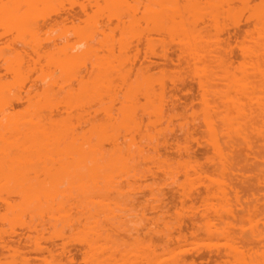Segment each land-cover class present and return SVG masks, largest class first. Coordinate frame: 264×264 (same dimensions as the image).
Instances as JSON below:
<instances>
[{"label":"rangeland","instance_id":"rangeland-1","mask_svg":"<svg viewBox=\"0 0 264 264\" xmlns=\"http://www.w3.org/2000/svg\"><path fill=\"white\" fill-rule=\"evenodd\" d=\"M11 1V2H10ZM49 1V2H48ZM104 3H103V2ZM117 1H118V3H117ZM135 1V2H134ZM148 1V2H147ZM158 1V2H157ZM160 1L161 0H152V2L151 3H149V0H0V87L3 89H1L0 88V101H1V104H0V112L1 111H3V114L5 115V113L4 112H6V113H10V116L12 115V119L14 120V122H13V120H10L11 118H10V116H9V120H10V122L12 121L13 122V124H6L7 126H6V128L8 129L7 130V133H8V131H10L9 130V128H11V129H18V131H20L21 130V132H22V130L24 131V134H25V136H24V134L23 133H19L17 130H12V131H14L15 133H8V135H7V137H9L10 139V141L9 142H11L12 140H11V138H12V134H13V142H11V145H12V143H14V140L15 139H17L18 138V140H19V138H21L22 137V141L24 140L23 138L24 137H26L27 136V134H28V138L27 139H25V140H27L28 142H22V141H18V142H20L19 144H18V146H16V148L15 149H19V147L20 146H22V147H24L25 145H29V146H25L24 148H22L21 147V149H22V152H25V151H28V153H30L29 151H33V147H35V149L37 148H39V150H35L34 152H36L37 151V155H36V153L35 154H33V155H35L34 156V158H33V155L32 156H30L31 155V153H30V157L29 156H27L26 157V155H28V153L27 152H25L24 153V155H23V153L21 152V159L23 158V159H25L26 160V162H25V164H24V162H23V160H21V161H19V162H21V163H17V161L20 159L19 157H20V155H19V157L17 158V154H18V152L19 151H21V150H18L17 149V152H15V149H14V147H12L11 145H9V146H11L10 148V150H8V149H5V147H4V145H5V143H7L8 141H5V143H3V142H1V144H0V146L2 145V147L5 149V150H7L6 152H4L3 153V155L5 154V156H6V153L9 155V153H13V155L15 154V153H17V154H15L16 155V158H14V156L12 155V157L11 158H8V156H6L8 159V161L11 159V161H10V163L11 162H14V159H17L15 162L17 163L15 166L13 165V163L12 164H8V161L6 160V157H4L3 158V155L0 157V161L1 162H3L0 166H6V165H8V167H9V171H8V173H5V170L8 168H6V169H4V167H1V169L2 170H0V246H1V244H2V246H1V249H0V264H87L88 262H87V258L90 256V259L92 258L93 260H91V262H90V259L88 260L89 261V263L88 264H91L92 263V261H94V258L96 257V260L95 261H97L98 260V258H101L102 256H101V254L102 255H104L103 254V252L105 253V254H108L109 253V255L110 254H113L114 256H112L111 257V255L109 256V255H107V256H109L110 258H107V259H109V261H110V259H113L114 261L117 259H115V254H117V257H118V260H116L115 262L116 263H114V264H118L119 262H121L122 264H126L127 262H128V264H143L142 263V260L143 259H141V256L143 257V255H142V252L143 253H145L144 251H146V247H145V245L144 244H147L146 242H150V244L152 243V247H151V249H153V250H158L157 252L158 253H160V251H161V248L163 247V248H168L172 253V255H171V259L172 260H175L176 261V258L178 259V257H179V259H178V261L179 260H182V261H179V263L178 264H213L214 263V261H217V262H215V264L217 263V264H221V262H223L222 264H226L227 262L229 263V264H231V263H233V264H236V262L234 261V259L231 257V256H228L226 253H225V247L223 246V245H225L224 244V242H225V240L223 241V239H219V238H223L220 234L219 235H217V233L215 234V237L214 236H212L213 235V233H215V232H217L218 231V233H219V230L222 228L221 226H224L222 229L224 230V228H225V225H227V226H230L229 224H231V227L230 228H238V227H242V223H243V226L244 227H242L243 229H245V230H247L248 228H249V226H248V224H246V223H249V222H251L253 225H255L256 223H257V225H258V223H260L259 224V226H257L258 227V230L259 229H263L261 226H262V223H264V211H262V209H264V198H263V196L261 195L263 192H264V184H261L262 183V181H261V183H260V181L258 180V179H260V178H256L255 176L257 175H255L254 173H253V170L251 171L249 168H250V165L248 166V164L246 165V166H248V167H246L244 164H245V161H244V163H243V166H240V165H242V163L240 164V165H238V168L237 169H232L231 171H229L228 169H226L225 170V172L223 173L221 170H220V168L219 167H216L215 166V161L214 162H212V159H211V161H210V163H208V160L210 159V158H212V156L210 157V153H211V155H212V150H211V148H210V146H209V131H208V127H207V125L206 124H204L203 123V116H200V114H201V112H198V110L199 111H201V108H202V98H200V96L201 97H203L202 95H200L201 93H203L202 91L203 90H207L208 91V94L209 95H207V94H205V95H207V96H205L206 97V99L209 101V102H212L213 100H218L217 98L218 97H216V98H214V97H212V92L213 91H220V90H223L222 89V81H220V80H222V73H220L221 71L219 70V68L221 69V67L219 66V68L216 66V64H218L219 62H222L223 61V63H225L224 61H226V63H227V65H228V68L227 69H230L229 67H231L232 68V70H234V72H239V70L238 71H235V69L237 70V63L239 64V63H242V61L240 62V60H243L242 59V55H240L241 53H240V45H246V42L244 41V40H242V38H241V40L242 41H240V40H237V42L236 43H233L234 41H230V45L232 46L233 44V46L231 47L230 45L228 46V44H227V42L225 43V45H223L224 44V39H223V37H225L226 36V34L225 33H223L224 32V29L226 28L225 26H227L228 24H232L233 25V23L235 24L236 22L237 23H240L241 25H244L245 27H247L248 25V28H250V26H251V23H252V21L251 20H254L253 18H251V19H248L247 20V17H248V15H249V17L248 18H250V16H252L253 14L252 13H249L250 11H249V9L251 8V9H254V7H255V5H256V3L258 2L259 3V0H252L255 4H253L252 3V1L251 0H247L248 1V3H250L248 6L249 7H245V9L243 8V6L242 7H240L241 5L239 4V3H237V1L238 0H233V1H229L228 0V3L229 2H231L230 3V8H229V5L227 6L228 7V9H227V7H225V8H222V9H219V15H221L222 14V16H219V18H216V20H218L217 22H216V20L213 22V24L214 25H216V27L213 25V26H211V24H208V22L210 21V19L208 20V19H206V11L207 10H205V3L206 2H209V0H196L197 1V4L198 3H200L199 5H197V9H201L200 11H196L195 9H194V13H195V16H196V14H197V16H198V13L200 14V12H202L200 15L201 16H203V17H205L204 19H203V17H202V21L204 20V24H206L207 23V25H205V27L206 26H208L207 27V29L206 30H208V31H203L204 33L205 32H207L208 34V37H209V41H211V40H213V41H211L210 42V44L212 45L213 44V47L212 48H215L214 46H216V43H217V49H214V50H216L217 52V54H218V52H219V56H222L223 55V57H224V55H225V57H224V59L221 57V60L219 61V60H214V61H212L211 59L212 58H209V60L207 61H205V62H203L202 64H204L205 63V65L207 66L208 64H209V66L211 65V62H212V65H211V67L209 68V67H207L209 70L210 69H212V71H214L213 73L214 74H212V76H213V78H214V80H212L213 78H211V74H208L206 77L205 76H201V73H199V70H201L202 68H201V66H205V65H199V64H194V62H193V60L192 59H190L188 56H187V54H185V53H182V51H181V49L179 48V45H178V36H177V32H175V31H177V28H178V20H179V12L180 11H178V8L176 7V9H175V7H174V5H176V2L178 3H183V4H185L187 1H185V0H182V2H180L181 0H169V1H167V0H162L161 1V3H160ZM163 1H167L165 4L166 5H164V4H162L163 3ZM225 1V0H224ZM260 1H262V0H260ZM23 2V3H22ZM26 2V3H25ZM70 2V3H69ZM114 2H115V4H114ZM130 2H132V3H130ZM142 2V3H141ZM157 2V3H156ZM234 2H235V4H234ZM262 2H264V1H262ZM261 2V3H262ZM55 3V4H54ZM145 3V4H144ZM169 3V4H168ZM257 3V4H258ZM53 4V5H52ZM130 4V5H129ZM137 4V5H136ZM150 4V5H149ZM157 4V5H156ZM234 4V5H233ZM239 4V5H238ZM254 5V7H253V5ZM24 5V6H23ZM72 5V6H71ZM99 6L98 8H97V6ZM105 5V6H104ZM116 5V6H115ZM125 5H127L126 6V8L125 7H123V6H125ZM135 5V6H134ZM141 5H142V8H141ZM154 5V6H153ZM159 5H161V6H159ZM168 5V6H167ZM250 5H252V7L250 6ZM133 8H132V7ZM148 6V7H147ZM158 6V7H157ZM163 6H164V8H163ZM202 7V8H199V7ZM232 6V7H231ZM262 6H264L263 5V3H262ZM83 7V8H82ZM115 7V8H114ZM121 7V8H120ZM137 7V8H136ZM16 8V9H15ZM96 8H97V10H96ZM101 8H102V10H101ZM104 8V9H103ZM151 8V9H150ZM170 8V9H169ZM233 10H232V9ZM239 8V9H238ZM241 8H243V9H241ZM88 9V10H87ZM122 9V10H121ZM143 9V10H142ZM146 9V10H145ZM158 10V12H157V10ZM169 9V10H168ZM202 9H203V11H202ZM223 9H224V11H223ZM226 9V10H225ZM20 10V11H19ZM101 10V11H100ZM120 10V11H119ZM133 10V11H132ZM136 10V11H135ZM148 13V14H150L149 16H148V14H146V12ZM150 10H152V11H150ZM154 10H155V12H154ZM168 10V11H167ZM171 10V11H170ZM229 10V11H228ZM243 10H246V11H243ZM22 11V12H21ZM36 11V12H35ZM70 11H71V13H70ZM73 11H74V13H73ZM76 11V12H75ZM79 11H81V12H83V13H80ZM88 11V12H87ZM98 11V12H97ZM235 12L236 13V16H235V18H234V13L233 12ZM237 11H240L241 12V14H239L240 12H237ZM248 11V12H247ZM66 12H69L68 14H72V17H71V21L68 19L67 21H64V18H65V14H67ZM140 12V15L138 14ZM151 12H154L153 14H157V15H153ZM197 12V13H196ZM227 12V13H226ZM231 12H232V14L233 15H229V14H231ZM252 12V11H251ZM253 12H254V10H253ZM25 13V14H24ZM160 13V14H159ZM238 13V14H237ZM81 14V15H80ZM83 14V15H82ZM228 14V15H227ZM246 14H247V16H246ZM121 15V16H120ZM123 15V16H122ZM128 15V17H131L130 19L127 17V19H126V16ZM144 15H146V18H145V16ZM174 17H173V16ZM224 15V16H223ZM38 18H37V17ZM41 18H40V17ZM68 16V15H67ZM80 16V17H79ZM84 16H86L85 18H83ZM99 16V17H98ZM142 16V17H141ZM155 16V17H154ZM160 16V17H159ZM201 16H199V18H201ZM227 16H230V17H227ZM239 16H240V18H239ZM69 17V16H68ZM92 17V18H91ZM147 17L149 18V19H147ZM151 17V18H150ZM154 17V18H153ZM158 17V18H157ZM207 17H208V14H207ZM220 17H222V18H220ZM224 17H225V19H224ZM229 18V20H231V21H229L227 18ZM232 17V18H231ZM75 18V19H74ZM96 18V19H95ZM98 18V19H97ZM117 19V21H116V19ZM120 18H121V20H120ZM134 18V19H133ZM143 18V19H142ZM145 18V19H144ZM155 18H157L156 20H158V21H156V20H153V19H155ZM255 18V17H254ZM66 19H67V17H66ZM65 19V20H66ZM91 21H90V20ZM93 19H95V20H93ZM139 19V20H138ZM172 19H174V20H172ZM238 19V20H237ZM42 20V21H41ZM84 20V21H83ZM105 20L107 21V25H106V23H105ZM142 20V21H141ZM147 20L149 21V22H147ZM236 22H235V21ZM90 21V22H89ZM100 21V22H99ZM101 21H103V22H101ZM177 21V22H176ZM200 22H202L201 20H199ZM199 21H197V19L196 20H193L191 23H192V25H195V24H197V25H200V22ZM206 21V22H205ZM212 21V20H211ZM210 21V22H211ZM227 21V22H226ZM239 21V22H238ZM245 21V22H244ZM256 21V20H255ZM35 22V23H34ZM93 22L95 23V25L93 24ZM99 22V23H98ZM142 24H141V23ZM165 22H167V23H165ZM226 22V23H225ZM230 22V23H229ZM43 23V24H42ZM84 23V24H83ZM86 23V24H85ZM104 24V25H102V24ZM121 23V24H120ZM134 23V24H133ZM156 23V24H155ZM175 23V24H174ZM218 23V24H217ZM244 23H246V24H244ZM28 24V25H27ZM64 24V25H63ZM100 26H99V25ZM125 26H124V25ZM136 24H138V25H136ZM145 24V25H144ZM164 24V25H163ZM253 24H254V21H253ZM151 25V26H150ZM176 25V26H175ZM218 25V26H217ZM220 25H221V27L223 28H221L220 27ZM99 26V28H97ZM102 26H104V27H102ZM139 26V27H138ZM150 26V27H149ZM167 26V27H166ZM210 26H211V29H210ZM100 27H102L101 29H100ZM124 29H123V28ZM134 27H136V28H134ZM153 27V28H152ZM169 27V29L167 30V28ZM177 27V28H176ZM228 27H230V26H227V28ZM252 27V26H251ZM120 28V29H119ZM126 28H127V30H126ZM150 28V29H149ZM165 28V29H164ZM176 28V29H175ZM213 28V29H212ZM217 28V29H216ZM247 28V30H250V29H248ZM98 29V30H97ZM148 29H149V31H148ZM154 29H155V31H154ZM246 29V28H245ZM70 30V31H69ZM110 30V31H109ZM138 30H140V31H138ZM159 30V31H158ZM160 30H161V32H160ZM165 30V31H164ZM211 30H212V33L210 34V32H211ZM213 30H214V32H213ZM85 31V32H84ZM105 31V32H104ZM131 31V32H130ZM210 31V32H209ZM216 31V32H215ZM23 32V33H22ZM100 32V33H99ZM118 32V33H117ZM127 32V33H126ZM148 32H150V33H148ZM153 34H152V33ZM164 32V33H163ZM167 32V33H166ZM202 32V33H203ZM218 32V33H217ZM50 33V34H49ZM82 33V34H81ZM96 33V34H95ZM101 33H103V35H100ZM122 34V35H120V34ZM146 33V34H145ZM154 33H156V34H154ZM176 33V34H175ZM204 33H203V35H204ZM12 34V35H11ZM72 34V35H71ZM87 34V35H86ZM93 34V35H92ZM99 34V35H98ZM106 35V37H105V35ZM119 34V35H118ZM162 34V35H161ZM165 34V35H164ZM206 34V33H205ZM215 34H217V35H215ZM81 35V36H80ZM124 35V36H123ZM143 35H145V36H143ZM160 35V36H159ZM175 35V36H174ZM212 35V36H211ZM214 35H215V37H214ZM225 35V36H224ZM83 36V37H82ZM96 36H103V37H101V39H100V37H96ZM118 36V37H117ZM122 36V37H121ZM149 36V37H148ZM159 36V37H158ZM164 36V37H163ZM8 37V38H7ZM88 37V38H87ZM145 37V39H146V41L144 42V40L145 39H143ZM205 37H207L206 35H205ZM220 39H219V38ZM4 38V39H3ZM21 38H23V39H21ZM34 38H35V40H34ZM67 38V39H66ZM86 38V39H85ZM96 38V39H95ZM97 38H99V39H97ZM141 38H142V40H141ZM155 38H156V40H155ZM162 38V39H161ZM210 38H211V40H210ZM212 38H214V39H212ZM217 38V39H216ZM13 39V40H12ZM32 39V40H31ZM46 39V40H45ZM71 39V40H70ZM75 39V40H74ZM82 39V40H81ZM85 39V40H84ZM104 39H106V40H104ZM126 40V41H123V40ZM147 39H148V41H147ZM154 39V40H153ZM245 40H249L248 38L246 39V38H244ZM58 40V41H57ZM78 40V41H77ZM101 40H103V42L101 41ZM121 40V41H120ZM160 42H159V41ZM176 40V41H175ZM216 40H217V42H216ZM221 40V41H220ZM222 40H224L223 41V44H222ZM55 41V42H54ZM57 41V42H56ZM62 41V42H61ZM65 41V42H64ZM69 41V42H68ZM74 41V42H73ZM80 41V42H79ZM88 41V42H87ZM100 41V42H99ZM108 41V42H107ZM117 41V42H116ZM155 41V42H154ZM238 41H240L239 43H238ZM60 42V43H59ZM105 42H107V43H105ZM115 42V43H114ZM123 42V43H122ZM149 42V43H148ZM152 42V43H151ZM22 43V44H21ZM50 43H51V45H50ZM74 43V44H73ZM76 43V44H75ZM80 43V44H79ZM88 44L87 45V48H86V45L85 44ZM117 43V44H116ZM118 43H120V44H118ZM148 45H147V44ZM173 43H175V44H173ZM229 43V42H228ZM243 43V44H242ZM48 44V45H47ZM61 44V45H60ZM78 44V47L77 46H75V45H77ZM109 46H108V45ZM135 46H134V45ZM151 44V45H150ZM173 44V45H172ZM215 44V45H214ZM222 44V45H221ZM237 44L239 45V49H238V46H237ZM21 45H23V46H21ZM25 45V46H24ZM29 45V46H28ZM80 45V46H79ZM90 45V46H89ZM120 45L122 46V48H120ZM145 45H147L146 47H144ZM166 45V46H165ZM3 46H4V48H3ZM45 46V47H44ZM46 46H48V47H46ZM64 46H65V48H64ZM85 46V48H83ZM97 46H99V47H97ZM153 46V47H152ZM174 46V47H173ZM175 46H176V48H175ZM218 46H220L219 47V49H218ZM226 46H228L227 48H226ZM235 46H237V47H235ZM26 47H28V48H26ZM53 47V48H52ZM90 47V49H89V51L91 52H89V51H87V49ZM102 47V48H101ZM106 49H105V48ZM110 47H111V49H110ZM142 47V48H141ZM151 47V48H150ZM158 47H160V48H158ZM165 47V48H164ZM224 47V50L222 49ZM18 48V49H17ZM67 48H69V50H67ZM71 48V49H70ZM82 48V49H81ZM101 48V49H100ZM140 48H141V50H140ZM146 48H149V49H146ZM45 49V50H44ZM61 49V50H60ZM72 49H74L73 51H72ZM80 49V50H79ZM84 49H86V53H90V56L89 55H87L88 56V58L85 56L86 54H84V56L86 57L85 58V60H84V58H82V57H84L82 54H78V56L79 55H82V57H79L80 58V61H79V58H78V56H77V59L78 60H76V58L75 57H73L72 59H74L75 58V60L76 61H78V63L75 61V60H71V62H73V64L70 62H68V60H66V62H68V63H66L65 61H64V56L66 55V53H68V56L70 57V58H68L69 59V61H70V59H71V56L73 55H75L77 52L79 53H83L85 50ZM91 49H93V53H92V51H91ZM94 49H95V51L96 52H94ZM160 49H162V52H161V50ZM165 49H166V51H165ZM210 49H211V46H210ZM229 49V50H228ZM238 49V50H237ZM30 50H31V52H30ZM77 52H76V51ZM79 50V51H78ZM110 50V51H109ZM151 50V51H150ZM179 50V51H178ZM223 50V51H222ZM7 51H10V52H7ZM68 51V52H67ZM81 51H83V52H81ZM134 51V52H133ZM149 53H151L150 55L148 54V52ZM227 51H229V52H227ZM5 52H6V54H7V56H6V54H5ZM47 52V53H46ZM51 52V53H50ZM70 52H71V56H70ZM129 52H131V53H129ZM165 52V53H164ZM2 53V54H1ZM58 55H57V54ZM98 53V54H97ZM116 53V54H115ZM161 53H162V55H161ZM164 53V54H163ZM225 53V54H224ZM228 53H229V56H228ZM10 54V55H9ZM94 54H95V56H94ZM141 54V55H140ZM143 54V55H142ZM184 54V55H183ZM2 56V57H1ZM52 56V57H51ZM161 56V57H160ZM165 56V57H164ZM232 56V57H231ZM9 57V58H8ZM45 57H49V58H45ZM108 57V58H107ZM119 57V58H118ZM141 57V58H140ZM240 57V58H239ZM62 59V60H59V59ZM92 58V59H91ZM110 58H112V59H110ZM115 58L117 59V60H115ZM147 58V59H146ZM189 58V59H188ZM90 61H89V60ZM94 59V60H93ZM164 59V60H163ZM167 59V60H166ZM238 59V60H237ZM40 60V61H39ZM50 60V61H49ZM82 60V61H81ZM84 60V61H83ZM88 60V61H87ZM92 60V61H91ZM107 60H109V61H111L109 64H108V62H107ZM171 60V63H172V65H171V63L169 62ZM228 60V61H227ZM234 60V61H233ZM54 62L53 64L51 63V62ZM57 61V62H56ZM74 61L76 62V64L74 63ZM98 61H100V62H102L101 64V66H100V64L98 65L97 63H100V62H98ZM114 61H117V63L116 62H114ZM210 61V63H206V62H209ZM217 61V62H216ZM219 61V62H218ZM239 61V62H238ZM90 62V63H89ZM95 64H97L98 66H95L93 63ZM114 62V63H113ZM122 62V63H121ZM146 62H148L149 64H147ZM214 62H215V65H214ZM83 64V65H81V64ZM89 63V64H88ZM92 63V64H91ZM189 63V64H188ZM223 63H221L222 65H224L225 66V64H223ZM244 63V62H243ZM242 63V64H243ZM59 64H61L60 66H62V67H60L59 66ZM78 64H80V66H78ZM113 64H115V65H113ZM160 64V65H159ZM220 64V63H219ZM218 64V65H219ZM220 64V65H221ZM77 65V66H76ZM126 65V66H125ZM139 65V66H138ZM147 65V66H146ZM191 65V66H190ZM198 65V66H197ZM221 65V66H222ZM230 65V66H229ZM241 65V64H240ZM14 66V67H13ZM66 66H68V68L66 67ZM75 66V67H74ZM118 66V67H117ZM177 66V67H176ZM214 66H216V67H213ZM13 67V68H12ZM53 67V68H52ZM65 67H66V69H65ZM78 67H81V68H78ZM91 67V68H90ZM103 68V69H105V70H103V69H100V68ZM123 67V68H122ZM151 67V68H150ZM58 68V69H57ZM82 68H85V69H82ZM95 68H97L98 70H96ZM108 68H109V70H108ZM121 68H122V70H121ZM133 68V69H132ZM187 68V69H186ZM216 68H218V70L216 69ZM226 68V67H225ZM239 68H240V66H239ZM63 69V70H62ZM100 69V70H99ZM138 69V70H137ZM179 69V70H178ZM196 69V70H195ZM226 69V70H227ZM61 70V71H60ZM67 70V71H66ZM70 70V71H69ZM83 70V71H82ZM103 70V71H102ZM117 70V71H116ZM98 71H101V73L99 74L98 73ZM137 71H139V72H137ZM169 71V72H168ZM222 71H224V70H222ZM229 71L230 70H228V73H229ZM57 72V73H56ZM67 72H69V73H66ZM72 72V73H71ZM82 72H84V73H82ZM105 73L104 75H103V73ZM107 72V73H106ZM109 72V73H108ZM147 72V73H146ZM196 72V73H195ZM43 73V74H42ZM80 73V74H79ZM82 73V74H81ZM86 73V74H85ZM98 73V74H97ZM140 74V76H139V74ZM145 73V74H144ZM161 73V74H160ZM192 73H194L193 75H192ZM199 73V74H198ZM210 73V72H209ZM215 73H216V75H215ZM218 73V74H217ZM62 74V75H61ZM63 74H64V76H63ZM84 74H85V77H86V79H84L83 77H84ZM97 74V75H96ZM102 74V75H101ZM107 74V75H106ZM117 74V75H116ZM182 74L184 75V76H182ZM192 76V78L191 77H188V76H190V75ZM195 74H197V75H195ZM94 75L96 76V77H98L99 75L102 77V78H98V80H100L99 82L98 81H96L97 80V78L94 80ZM143 75V76H142ZM29 76V77H28ZM36 76V77H35ZM46 76V77H45ZM48 76V77H47ZM89 78H88V77ZM99 76V77H100ZM139 76V77H138ZM151 78H150V77ZM155 76V77H154ZM193 76H196V77H193ZM216 76V77H215ZM15 77V78H14ZM21 77V78H20ZM25 77V78H24ZM69 77V78H68ZM92 77H93V79H92ZM117 77V78H116ZM143 77V78H142ZM158 77V78H157ZM159 77H161V78H159ZM169 77V78H168ZM187 77H188V79H187ZM218 77V78H217ZM12 78V79H11ZM91 78V79H90ZM114 78H115V80H114ZM121 78V79H120ZM199 78L202 80V83H203V85H205L206 87H205V89H204V87H201L200 86V84H201V82H199V81H201V80H199ZM216 78V79H215ZM18 79V80H17ZM20 79V80H19ZM139 79H140V81H139ZM149 79V80H148ZM153 79V80H152ZM172 79V80H171ZM193 79V80H192ZM198 79V80H197ZM13 80V81H12ZM16 80H17V82H16ZM40 80V81H39ZM84 80V81H83ZM94 80V81H96V85L98 84V83H102L103 84V86L102 85H100V87L97 85L96 86V88L98 89H96V88H94V85L93 84H95V83H93L92 81ZM117 80V81H116ZM143 80H145L144 82H143ZM154 80H156V81H154ZM192 80V81H191ZM195 80H197V82L198 83H196L195 84ZM20 81V82H19ZM67 81V82H66ZM75 81V82H74ZM83 81V84H85L84 85V87L86 88V86H87V88L86 89H88V90H86V91H90L91 92V88L93 87V90L92 91H94L95 89H96V91H102V89H101V86H102V88H103V91H109L110 92V90H111V92L112 93H114L115 91V97L112 99L111 98V96H110V94H108V98H109V96H110V98H109V102H108V99H106V101L104 100L105 98H102V97H104V96H107V94H105L104 96H102L103 94H101V95H99L98 96V101L97 100H95V101H97V103L98 104H96V106H94L95 105V101H91L92 103H90V104H87L86 103V98L83 100V99H81V100H75V98L77 99V97H76V94H77V92L78 91H84V87L83 86H80V85H83L81 82ZM132 81V82H131ZM157 81H159V83L158 84H160L161 83V86H159L158 87V85H157ZM176 81V82H175ZM19 82V83H18ZM85 82V83H84ZM143 82V83H142ZM150 82V83H149ZM4 85H3V84ZM42 84V85H40V84ZM77 83V84H76ZM79 83V84H78ZM93 83V84H92ZM100 83V84H101ZM112 83H113V85H112ZM136 83V84H135ZM172 83V84H171ZM200 83V84H199ZM205 83V84H204ZM216 83V84H215ZM8 84V85H7ZM13 84V85H12ZM20 84V85H19ZM92 84V85H91ZM111 84V85H110ZM131 84V85H130ZM138 84H140V85H138ZM149 84V85H148ZM202 88V89H200L199 87H198V85ZM18 85V86H17ZM53 85V86H52ZM61 85V86H60ZM88 85H90V86H92L91 88H89V86ZM110 85V86H109ZM143 85H147V87H150V88H152L153 87V89H152V91H154L155 92V94H154V92L153 93H150V94H148L149 92H148V88H145V89H143ZM216 85V86H215ZM55 86V87H54ZM127 86H129V87H127ZM16 87V88H15ZM19 89H18V88ZM32 87V88H31ZM57 87V88H56ZM64 87H67V89L69 90L70 89V91H71V89L74 91V89L76 88L78 91H74V93H73V95H72V92H70L69 91V93H68V95H72V97H75L74 99L71 97V99H70V102H69V104H67L68 103V95H67V97H66V93H67V90H66V88H65V94L63 95V94H61V92L60 91H64ZM68 87H71V88H68ZM80 87L82 88V89H80ZM109 87V88H108ZM111 87V88H110ZM117 87V88H116ZM145 87V86H144ZM155 87V88H154ZM190 87V88H189ZM198 87V88H197ZM5 88V89H4ZM29 88V89H28ZM84 88V89H83ZM100 88V89H99ZM132 88H134V89H132ZM158 88H159V91H158ZM28 89V90H27ZM62 89V90H61ZM75 89V90H76ZM80 89V90H79ZM90 89V90H89ZM105 89V90H104ZM107 89V90H106ZM122 89H123V91H122ZM125 89H126V91H125ZM135 89H137V91H135ZM146 90L147 91V96L146 95H144V92H143V90ZM2 90V91H1ZM8 92H7V91ZM115 90V91H114ZM128 90V91H127ZM19 91V92H18ZM35 91V92H34ZM122 91V92H121ZM130 91H131V93H130ZM161 91V93H156V92H160ZM188 91V92H187ZM7 92V93H6ZM30 92V93H29ZM49 92V93H48ZM52 92V93H51ZM59 92H60V94H59ZM110 92V93H111ZM122 93L123 95V97L120 95V93ZM126 92V93H125ZM129 92V93H128ZM136 92V93H135ZM199 92H201L200 94H199ZM63 93V92H62ZM146 93V92H145ZM166 93V94H165ZM16 94H18V95H16ZM30 94V95H29ZM45 94H47L46 95V97H45ZM49 94H51L50 96H49ZM57 94V97H55V95ZM59 94V95H58ZM117 94H118V96H117ZM127 94V95H126ZM133 94V95H132ZM141 94V95H140ZM158 94V95H157ZM2 95H3V98H1L2 97ZM7 95H9V96H7ZM63 95V96H62ZM75 95V96H74ZM112 95V94H111ZM125 95H126V97H125ZM129 95H131V96H129ZM148 95H150V96H148ZM154 95V96H153ZM160 95V104L159 105H156V107H158L159 106V112H157V111H155L156 112V114L157 113H160V114H158V115H155L156 117H154L153 115H154V109H155V107L153 108L152 106H153V104L151 105V109L149 108V110L148 109H146V108H148V104H147V98H150L149 99V101H148V103H149V105L151 104V101L154 103V100L156 99V101H155V104H156V102H157V100H158V98H156V97H158ZM167 95V96H166ZM65 96V98H62V97H64ZM114 95H112V97H113ZM121 96V97H120ZM138 96V97H137ZM142 96V97H141ZM143 96H145V97H143ZM156 96V97H155ZM209 96V97H208ZM45 98V99H44ZM48 98V99H47ZM67 98V99H66ZM102 98V99H101ZM125 98H127L126 100L127 101H125ZM131 98V99H130ZM135 98V99H134ZM42 99V100H41ZM57 99V100H56ZM62 99H66V101H64L65 103V107H63V108H65V112L67 113V110H66V107H68L67 109H68V112H69V114L67 113H65V114H63L64 112V109H61L62 108V104L60 103V102H62L63 100ZM87 99H89L88 97H87ZM93 99V98H92ZM91 99V100H92ZM94 99H95V97H94ZM101 99V100H100ZM116 99V100H115ZM124 99V100H123ZM132 99H133V105L134 106H136V105H138V107H137V109H136V111H135V113H134V117L136 116V118H134L133 117V119H130V122L132 123V125L131 124H129V123H127V125H124V126H121V128H123V129H121L120 128V126L118 127V126H116L117 127V129H116V127H114V130H113V133L115 134V142H116V144H118L119 143V145H117L120 149H125V150H123L122 151V153H120L119 155H120V157H119V155L117 154L116 155V157H115V159H114V156L112 157V156H106L105 158L104 157H102V156H98V159L96 158H93V156H91V158H93L92 159V161H91V158H90V160H89V157L87 156H85V154H84V156L86 157V158H88V159H86L87 160V162L88 163H85V159H82V162L80 163V162H77V158H75L76 159V161L74 160V159H71L70 160V158H69V160L70 161H72V160H74V162H72L73 164H74V167H73V165H72V172L74 171V173H69L70 172V168L69 169H66V168H68L71 164V162L68 164L67 162L65 163V160H66V158L68 159V154H66V152L64 153V155H63V153H62V155H61V153H55L56 154V156L55 157H53V154L51 155V152L49 153V152H47V150L49 149V147L48 146H46V145H48V144H50V143H48L47 141H43V139L44 138H46L44 135H43V133L41 132V131H44L45 130V128H47L48 127V129L47 130H49V128L51 127V126H49L50 125V123L48 122V120L50 119H52V120H54L55 121V119L57 118V121H59L60 120V118L62 119L63 117V115H70V113H71V115L68 117V116H66L65 118H64V120L66 121V122H68V121H70L71 120V124H74L75 122V127H73L74 125H68V123H70V122H68L67 123V125L69 126V127H72V130L73 129H75V130H73V132L75 133V132H77V130L78 131H80V133H82L81 131L83 130V129H87V131H88V129H90V128H88V125H89V123L90 124H92V123H95V124H97V122L96 121H98V123H99V121L101 120L102 122L104 121V122H106L107 120H112V122H113V120H114V122H113V124L116 122L117 124H119L118 123V121L120 120V118H122L121 117V115H122V113L119 115L120 116V118L118 119L116 116H118V110L117 109H119L118 107H120V101L119 100H121V101H125V102H128L129 103V105H131V102H132ZM177 99V100H176ZM201 99V100H200ZM48 100V101H47ZM56 100V101H55ZM60 100V101H59ZM62 100V101H61ZM75 100V101H74ZM90 100V99H89ZM174 100V101H173ZM27 101H29V103L27 102ZM74 101V102H73ZM76 101H79L78 103L76 102ZM81 101L83 102V103H81ZM84 101H85V103L87 104H85L84 103ZM116 101V102H115ZM119 101V102H118ZM144 101V102H143ZM176 101V102H175ZM34 102V103H33ZM78 104V105H76V103ZM88 103H89V101H87ZM106 102H108V103H106ZM124 102V103H125ZM138 102V103H137ZM146 102V103H145ZM159 102V101H158ZM200 102V103H199ZM58 103V104H57ZM72 103L75 105V107H76V109H74L73 108V106H72ZM81 103V104H80ZM103 104V105H101V104ZM122 103V102H121ZM123 103V104H124ZM137 103V104H136ZM142 103H144L143 105H142ZM28 104H30V105H28ZM63 104V105H64ZM71 104V107L69 106ZM101 105V108H103V109H100V105ZM107 104L108 105H110L109 107H108V109H107ZM140 104H141V107L139 108V106H140ZM154 104V105H155ZM158 104V103H157ZM181 104V105H180ZM35 105V106H34ZM84 105H85V108L86 107H88V109H89V107L91 108V110L89 109V111H88V109L87 110H84L83 108H84ZM90 105H92V106H90ZM164 105V106H163ZM171 105V106H170ZM183 105V106H182ZM31 106V107H30ZM60 106V107H59ZM80 106H82V108L81 109H83L84 111H82V114L80 113V111H81V109H80ZM99 108H98V107ZM103 106V107H102ZM111 106H113V107H111ZM145 106H147V107H145ZM194 106V107H193ZM10 107V108H9ZM29 107H30V109H29ZM36 107H37V109H36ZM39 107V108H38ZM41 107V108H40ZM50 107V108H49ZM69 107H70V109H69ZM95 107H97L98 109H99V111L97 110V108L94 110L95 111V113H93V114H91V112L93 111V108ZM104 107L106 108V110H104ZM115 107V109H113V111H112V108H114ZM144 107V108H143ZM26 108V109H25ZM47 108V109H46ZM24 109V110H23ZM46 109V110H45ZM61 109V110H60ZM140 109V110H139ZM17 110V111H16ZM32 111V113L31 112H29V111ZM47 110H48V112H47ZM77 111V112H79L80 114H81V116L79 117V115H75V117L73 116V111ZM78 110H80V111H78ZM98 112H97V111ZM105 111V113L107 112L108 114H105V117H106V115H107V117L108 116H110V117H108L106 120L104 119V112L102 113L101 111ZM109 110V111H108ZM111 110V111H110ZM120 110V109H119ZM141 110H143V113H141ZM147 110V111H146ZM168 110H170V111H168ZM193 111V113H192V111ZM20 111V112H19ZM25 111H26V113H25ZM35 113H34V112ZM39 111V112H38ZM53 111V112H52ZM60 113H59V112ZM76 111H75V113H76ZM91 111V112H90ZM150 111V112H149ZM152 111H153V113H152ZM188 111V112H187ZM189 111H190V113H189ZM11 112H12V114H11ZM22 112V113H21ZM63 112V113H62ZM119 112H121V111H119ZM137 112V113H136ZM145 112V113H144ZM147 112H149L148 114H147ZM198 112V113H197ZM28 113V114H27ZM86 113H87V116H86V118L87 119H89V123L88 122H86V121H88L87 119H86V121L85 122H83V120H85V115H86ZM164 113V114H163ZM171 113V114H170ZM184 113H186L187 115L188 114H190V116L188 115V116H186V114H184ZM2 114V115H3ZM60 114V117L58 116ZM61 114H63L62 116H61ZM137 114V115H136ZM149 114H152V116L151 115H149ZM167 114V115H166ZM176 114V115H175ZM184 114V115H183ZM1 114H0V118L3 120V122H4V117H6V116H2ZM19 115V116H18ZM33 115V116H32ZM38 115H39V118H38ZM161 115V116H160ZM164 115V116H163ZM166 115V116H165ZM171 115V116H170ZM180 115L182 116V117H180ZM202 115V114H201ZM29 116V117H28ZM47 116H48V118H47ZM53 116L54 117H56V118H54L53 119ZM84 116V117H83ZM114 116V117H113ZM158 116V117H157ZM163 116V117H162ZM193 116V117H192ZM34 117V118H33ZM59 117V118H58ZM68 117V118H67ZM73 117H74V119H73ZM130 117V116H129ZM154 117V118H153ZM190 117V118H189ZM199 117H201V118H199ZM7 118V117H6ZM21 119V122L23 121V120H25V121H23L24 123H25V125L29 122V121H31V119H32V122H33V124H35L37 121V123H36V127H37V125L38 126H40V127H45V126H47V127H45L43 130H42V128L41 129H39V131H40V133L42 134V136H44V138H40L41 137V135H39V131H38V134L37 133H33V132H36L37 131V128L35 129V131H33V129H31L30 130V133L31 134H33L32 135V137H36L35 136V134L36 135H39L36 139H31V136L29 137V135H31L30 133H27L29 130L28 129H30V128H28V127H31V128H33V125L32 124H27V125H29L28 127H26L25 125H23L21 122V124L23 125L22 127H24V129H22V127H20L19 125V121L18 120H20ZM29 118V120L28 121H26L27 119ZM102 118L104 119V120H102ZM110 118V119H109ZM111 118H113V119H111ZM138 118V119H137ZM181 118V119H180ZM196 118H197V120H196ZM1 119H0V122H1ZM8 119V118H7ZM16 119V120H15ZM35 119H36V121H35ZM41 119H43L44 120V122L47 120V122L46 123H44L43 122V120H41ZM46 119V120H45ZM59 119V120H58ZM77 119V120H76ZM81 119H83V120H81ZM100 119V120H99ZM117 119V120H116ZM201 119V120H200ZM41 120V121H40ZM63 120V119H62ZM73 120H75V122L73 121ZM79 120V121H78ZM132 120L134 121H136V123H134V124H136V126L133 124V122H132ZM189 120H190V122H189ZM15 121L17 122L18 121V128H17V125H15L14 123H15ZM35 121V122H34ZM91 121V122H90ZM146 121V122H145ZM199 121V122H198ZM201 121V122H200ZM39 122H42V123H39ZM78 122V123H77ZM80 122H83V124H81ZM120 122V121H119ZM143 122H145V123H143ZM157 122V123H156ZM87 123H88V125H87ZM115 123V124H116ZM147 123H151V125H147ZM186 123H188V124H186ZM190 123V124H189ZM201 123V124H200ZM1 124H2V122H1ZM0 124V125H1ZM81 124V125H80ZM11 125H13V127L15 126V128H13V127H11ZM136 127H134V126ZM143 125V126H142ZM218 127H220L219 126V124H216ZM3 127L5 126L4 124L2 125ZM10 126V127H9ZM77 126V127H76ZM81 126V127H80ZM84 126H85V128H84ZM87 126V127H86ZM90 126V125H89ZM138 126V127H137ZM165 128H164V127ZM28 128V129H26V128ZM82 127H83V129H82ZM142 127H143V129H144V131H143V129H142ZM155 127H157V128H155ZM5 128V127H4ZM5 128V129H6ZM77 128H79V129H77ZM82 130H81V129ZM2 129V128H1ZM0 129V130H1ZM115 129L117 130V131H115ZM148 129V130H147ZM171 129V130H170ZM179 129V130H178ZM46 130V132H48ZM122 130H124V131H122ZM164 130V131H163ZM177 130V131H176ZM2 132H4V133H2L1 132V137H0V139H1V141L3 140L4 141V136L6 137V135H4L3 136V134H6V130H4V129H2L1 130ZM27 131V132H26ZM86 131V133H87V135H86V133H85V130L83 131V133L85 134V136H88V132ZM115 131V132H114ZM147 131H148V133H147ZM116 132H117V134H116ZM187 132H188V135H187ZM27 133V134H26ZM79 132H77L76 133V135L78 134ZM82 133V134H83ZM120 133V134H119ZM150 133H151V135H150ZM160 133V134H159ZM162 133V134H161ZM182 133V134H181ZM11 136H10V135ZM17 134H19L18 136H16ZM49 134V132L48 133H46V135H48ZM148 134L150 135L149 137H152V139H150L149 137H148ZM15 135V136H14ZM20 135H22V136H20ZM79 135V134H78ZM122 135H124V137L122 136ZM129 135H131V136H129ZM143 135V136H142ZM253 137H254V135H252ZM6 137V139L5 140H7L8 138ZM48 137V136H47ZM76 137V136H75ZM128 137V138H127ZM135 137H136V139H135ZM140 137H142V138H140ZM159 137H161V138H159ZM207 137V138H206ZM15 138V139H14ZM119 138V139H118ZM120 138H121V141L123 140V142L125 141L124 140V138L128 141L129 140V138H131V139H133V141L134 142H132L131 140V142H132V144H131V142H130V144H128V145H125V143H126V141L124 142V145H123V142H121V141H119L120 140ZM123 138V139H122ZM166 138V139H165ZM30 139H31V142H29L30 141ZM38 139V140H37ZM40 139L42 140V141H40ZM47 139V138H46ZM118 139V140H117ZM139 139L141 140V142H139ZM154 139H155V141H154ZM164 139V140H163ZM205 139V140H204ZM34 140V141H33ZM36 140V141H35ZM78 140V139H77ZM117 140V141H116ZM138 141V143H137V141ZM157 140L159 141V142H157ZM15 141H17V140H15ZM37 141H39V142H37ZM9 142L6 144L7 145V147L6 148H8V144H9ZM36 143V144H34V143ZM150 142H151V144H150ZM166 142H168V143H166ZM171 142V143H170ZM3 143V144H2ZM30 143V144H29ZM46 143V144H45ZM77 143H78V141H77ZM128 143V142H127ZM126 143V144H127ZM137 143V144H136ZM140 143H141V146H139L138 148H140V150H141V153H140V151H138L137 149V147L136 146H138V145H140ZM150 144V145H148V144ZM157 143H159L160 145L159 146H157ZM175 143V144H174ZM180 143L181 144H183L182 146L180 145ZM14 144H16V142L14 143ZM42 144V145H41ZM43 144H44V146H46V147H48V149L46 148V147H44L43 146ZM105 144H107V145H109L107 142H105L104 143V145ZM115 144V145H116ZM134 144H136L135 146H134ZM143 144H144V146H143ZM5 145V146H6ZM30 145H32L31 147H32V149H31V147H30ZM36 145V146H35ZM63 145H65V144H63ZM73 145H75V143H73ZM130 145V146H129ZM153 145H154V147H153ZM176 147H175V146ZM180 145V146H179ZM193 145V146H192ZM40 146V147H39ZM42 146L44 147V148H46V152L44 153V151H45V149H43L42 148ZM50 146H51V144H50ZM134 146V147H133ZM157 146V147H156ZM185 146H186V148H185ZM189 148H188V147ZM27 147H29V148H27ZM108 146H106V148H107ZM173 147H175V148H173ZM178 147V148H177ZM182 147H184V148H182ZM40 148H42L43 150L41 151V149ZM131 148V149H130ZM133 148H137L136 150H137V152H139V153H137L136 152V150H134ZM158 148V149H157ZM0 149L2 150V152L4 151V149H2L1 147H0ZM12 149H14L13 151H12ZM27 149V150H26ZM31 149V150H30ZM144 149V151H143V153H142V150ZM155 149V150H154ZM174 149V150H173ZM176 149H177V151H176ZM185 149H186V151H185ZM188 149V150H187ZM0 150V151H1ZM52 151V149H49V151ZM146 150H148V151H146ZM159 150V151H158ZM181 150V151H180ZM184 150V151H183ZM11 151V152H10ZM38 152H39V155H38ZM41 152H43L42 154H40ZM125 152H127V153H125ZM148 152V153H147ZM173 152H175V154L173 153ZM27 153V154H26ZM47 153H49V154H47ZM157 153V154H156ZM177 153V154H176ZM189 153L190 155H192L191 156V158L193 159V162H191L192 161V159L189 161V159H190V155L188 154V156H187V154ZM205 153V154H204ZM209 153V154H208ZM2 154V153H1ZM43 154L46 156H43ZM60 154V156H58L59 157V160L57 159V155H59ZM65 154H66V156H65ZM137 154H139V155H137ZM149 154V155H148ZM242 154H246V153H242ZM42 155V156H41ZM70 156H71V154H69ZM77 154H75V157H77V156H79L78 157V160L80 161L81 159H79V158H85L84 156L82 157L81 155H77ZM131 155H132V157H131ZM141 155V156H140ZM183 155V156H182ZM202 155V156H201ZM209 155V156H208ZM248 155V154H247ZM10 156H11V154H10ZM9 156V157H10ZM23 156H25V157H23ZM49 156V158L47 159V157ZM65 156V158H63V157ZM123 157V159H125L126 158V160H124L125 162L123 163V162H120L121 160H122V157ZM155 156V157H154ZM158 156H159V159L162 157V162L164 161V162H166L165 163V165L167 164H169V170H170V172L168 171H166V169H165V165H163L164 164V162H163V164H162V162L160 161V163H159V161H158ZM185 156H187L188 158H185ZM30 159H29V158ZM36 157V158H35ZM38 157V158H37ZM61 157L63 158V159H61ZM117 157H118V159H117ZM131 157V158H130ZM146 157L148 158V159H146ZM175 159H174V158ZM180 157H182L181 159H179ZM14 158V159H13ZM44 158V159H43ZM54 158V159H53ZM58 160V161H56V159ZM72 158H74L73 156H72ZM99 158H101V159H99ZM142 158V159H141ZM151 160H154L155 158L157 159V161H156V159L154 160V162L153 161H151ZM164 158H166V160L169 158V163H168V161H166ZM13 159V160H12ZM28 159V160H27ZM33 161H32V160ZM36 159H38V161L36 160ZM45 159H47V160H45ZM63 160V162H61V160ZM120 159V160H119ZM144 159H146L145 160V162H144ZM183 159V160H182ZM185 159H186V161L188 160L189 162H191L192 164L194 163L195 165H196V167L198 168V172H197V170H191V168H188V170H184L183 168H176L177 167V165L175 164V162H176V160H178V162L180 161L181 162V160L183 161V163H184V161H185ZM201 159H203V160H201ZM204 159H206V160H204ZM30 160V161H29ZM36 160V161H35ZM41 160H43L44 161V164L41 162ZM48 160H49V162L51 163H49L48 162ZM51 160V161H50ZM84 160V161H83ZM91 161L90 163H89V161ZM109 160H113V163H111L110 161H109V163H108V161ZM131 163L130 165V168L131 167H133V170H132V172H131V170L129 169V170H127L126 172H125V168H129V167H127L126 165H129V164H127V163H129L128 161ZM131 160V161H130ZM137 160V161H136ZM142 162H141V161ZM148 160V161H147ZM161 160V159H160ZM29 163H28V162ZM35 161V162H34ZM47 161V162H46ZM53 161V162H52ZM56 161V164H57V162H58V164H61L62 163V165H59V167H60V169H62V168H65V166H67L66 164H68V166L65 168L66 169V171L67 172H64V170L65 169H63V170H60L61 172L63 171L64 172V174L65 173H69V174H66L65 176L66 177H64L63 178V176H64V174H63V176H61L62 174H60L61 172H59V170H58V168H57V166L58 165H56V166H54L55 165V162ZM103 161H104V163L107 161V163L105 164V165H107L108 164V166H107V168L110 170V171H108V173H107V171H105V170H107V168L105 169V166H104V163H103ZM115 161V162H114ZM123 161V160H122ZM157 163H156V162ZM174 162L173 164L174 165H176L174 168H173V171L171 170L172 168L170 167V166H174V165H171L172 164V162ZM185 161V162H186ZM205 161V162H204ZM243 161V160H242ZM0 162V163H1ZM36 162H41L40 164H37ZM46 162V163H45ZM61 162V163H60ZM99 162L101 163V165L99 164ZM120 162V163H119ZM147 162V163H146ZM153 162V163H152ZM178 162H176L177 164H179V165H181L182 164V162L180 163H178ZM198 162V163H197ZM203 162V163H202ZM248 162V161H247ZM246 162V163H247ZM250 162V161H249ZM29 164V167L28 166H26L27 164ZM33 164V169L32 170H34L33 172H32V170L31 169H29V168H31L30 167V164ZM49 163V164H48ZM65 164V166H64V164ZM81 165H80V164ZM94 164V163H96L97 164V167L98 168H100V169H97L96 167H94V169H96V170H92L91 169V167H90V169L92 170V171H90V169H89V166L90 165H92V164ZM156 163V164H155ZM205 163H206V165H205ZM208 163V164H207ZM252 163V162H251ZM15 164V163H14ZM23 164H24V166H26V167H28V169L29 170H27V168L26 167H24L23 166ZM31 164V165H32ZM45 165V166H43V165ZM48 164V166H46ZM53 164V165H52ZM75 164H77V165H80L81 166V170L79 169H77V167H80V166H77L76 167V165ZM87 164H90L88 167L87 166H85V168L82 166V165H87ZM98 164L100 165V167L98 166ZM117 164V165H116ZM119 164H120V166H121V164H123V166H119ZM11 165H13L14 167H17L14 171H13V169L11 170ZM34 165H35V167H34ZM37 165H38V167H39V169L38 168H36L37 167ZM42 165V166H41ZM149 165H152L151 166V168H150V166ZM155 165V166H154ZM160 165H161V167H160ZM163 165V166H162ZM203 165H204V169H201L202 167H203ZM209 165L211 166V165H214L213 167L215 168V169H213L212 168V166H211V168H209ZM21 166H22V168H21ZM50 166V167H49ZM51 166H53L54 167V169L56 168V171H58L59 172V175H58V173L56 174V171H55V174L53 173L52 175H50V173H52V169L53 168H51ZM64 166V167H63ZM103 166V167H102ZM113 166V167H112ZM118 166V167H117ZM145 166H147L146 168H148V170L149 171H147V169H146V171H144V170H142L143 168L142 167H144V169H145ZM200 166H201V168H200ZM206 166V167H205ZM14 167H12V168H14ZM45 168V171H49V170H52V171H49L48 173H49V175H48V173H47V175L49 176V178H48V176L46 175V172L45 171H43L44 170V168ZM62 167V168H61ZM83 167V168H82ZM118 168V169H116V168ZM123 168V169H120V168ZM137 169V171H135L136 169ZM138 167V168H137ZM159 168V175L157 174V168ZM241 167H243V168H241ZM40 168H41V171H40ZM49 168V169H48ZM88 168V169H87ZM92 168H93V166H92ZM104 169V171H103V169ZM111 168H113V170L111 169ZM140 168V169H139ZM167 168V167H166ZM207 168H209L208 170H207ZM236 168V167H235ZM241 169V171H240V169ZM18 169V170H17ZM24 169V170H23ZM48 169V170H47ZM83 169H84V171H83ZM116 169V170H115ZM152 169V170H151ZM154 169H155V171H154ZM161 169H163V171L161 170ZM164 169H165V171H164ZM175 169V170H174ZM190 169V170H189ZM210 169H211V172H210ZM4 170V171H3ZM26 170V171H25ZM37 170H39V171H37ZM77 171V173H76V171ZM87 170V171H86ZM89 170V171H88ZM101 170V171H100ZM118 170V172H116ZM122 170H124L123 171V173H122ZM180 172H179V171ZM200 170H203V172L202 171H200ZM205 170H207V171H205ZM214 171V173H213V171ZM228 170V171H227ZM238 170V171H237ZM11 171V173H9ZM16 171V172H15ZM98 171H100V173L98 172ZM114 171H115V173H114ZM135 171V172H134ZM138 171H140V172H138ZM178 171V172H177ZM186 171H188V172H186ZM191 171V172H190ZM193 171H194V173L195 172H197V174H195L194 175V173H193ZM227 171V172H226ZM6 172H7V170H6ZM15 172V173H14ZM35 172V173H34ZM37 172V173H36ZM86 172V174H84ZM89 172V174H87ZM97 173L96 175L95 174H93V173ZM131 172V173H130ZM136 172H138V173H136ZM143 172V173H142ZM163 172V173H162ZM173 174H172V173ZM202 172V173H201ZM205 172H207V173H205ZM230 172V173H229ZM14 173V174H13ZM93 175H92V174ZM126 173V174H125ZM136 173V174H135ZM148 173V174H147ZM162 173V174H161ZM166 173V174H165ZM185 173V174H184ZM200 173H201V175H203V173L206 175V177H205V175H204V178H202L201 177V175H200ZM213 173V174H212ZM224 175H223V174ZM254 175H253V174ZM256 173V172H255ZM9 174H10V176H9ZM12 174L14 175V176H12ZM28 174H29V176H28ZM71 174H74V175H71ZM106 174H108V175H106ZM114 174V175H113ZM193 174V175H192ZM212 176H211V175ZM21 177H20V176ZM27 175V176H26ZM44 175V176H43ZM85 175H87V177H88V175H89V179L91 178V176H93L94 177V175H95V177H94V179L93 178H91V180L93 179L95 182H93V180L91 181L92 182V185H95L96 186V184H97V186L96 187H98V188H96L97 190H98V192L99 193H96L95 191H97L95 188H93V186L92 185H86L84 182L85 181H87L88 180V182H87V184H89V183H91L90 182V180L87 178V179H84V176ZM111 175V176H110ZM120 175V176H119ZM154 175V176H153ZM158 175V176H157ZM162 175H164L163 177H162ZM173 175V176H172ZM42 176V177H41ZM81 176V178H78V179H83V185L81 184L80 185V183L78 182L79 180L76 178V177H80ZM101 178H100V177ZM111 178H110V177ZM172 176V177H171ZM193 176L194 177H196V178H193ZM211 176V177H210ZM214 176V177H213ZM218 176V177H217ZM224 176V177H223ZM233 176V177H232ZM242 176V177H241ZM253 178H255V179H253ZM260 175H258L257 177H259ZM33 177V178H32ZM53 178V180L55 179L56 180V178H57V180L59 181V182H57V180L56 181H53V180H51V178ZM71 177H74V178H72L71 179ZM114 177V178H113ZM221 177H223L225 180H223V178H221ZM246 177V178H245ZM263 177V176H262ZM261 177V178H262ZM10 178V179H9ZM20 178V179H19ZM36 178V179H35ZM50 179V181H52V182H49L48 181V183H47V179ZM62 178V179H61ZM69 178V179H71L72 181H69V180H67V179ZM75 178L77 179V180H75ZM86 178V177H85ZM99 178V179H98ZM102 178H103V181H104V183L105 184H103V182H99V180H101L102 181ZM105 178V179H104ZM161 178H162V181H160L161 180ZM173 178V179H172ZM186 178V179H185ZM191 178H192V180H194V181H192L191 180ZM198 178V180H197V182L198 181H200L201 182V184L203 185V186H201V184H200V182H198L199 183V185H197V182H196V179ZM202 178V179H201ZM245 178V179H244ZM264 178V177H263ZM262 178V180L264 181V179ZM29 179H31V180H29ZM61 179V180H60ZM63 179H65L64 181H63ZM119 179V180H118ZM130 179V180H129ZM253 179V180H252ZM257 179V180H256ZM15 182H14V181ZM27 180V181H26ZM28 180H29V182H28ZM41 180V183L40 182H38V181H40ZM125 180V181H124ZM145 180V181H144ZM172 180V182H170ZM202 180V181H201ZM205 180H207V182H204ZM20 182V183H18L17 184V182ZM46 181V182H45ZM66 181H68V182H66ZM106 181V182H105ZM116 183H115V182ZM133 181V182H132ZM177 181H178V183H177ZM181 181V182H180ZM190 181H192V182H194V183H191ZM222 181H223V183H222ZM228 181V182H227ZM253 181V182H252ZM254 181L256 182V181H258V184L256 185V183H254ZM6 182V183H5ZM13 182L14 183H16V184H13ZM25 182H27V183H25ZM33 182V183H32ZM36 182V183H35ZM37 182H38V184H40V185H38L37 184ZM98 182V183H97ZM109 183V185H111V183L113 184V185H111V187L108 185V186H106L108 183ZM160 182V183H159ZM185 182V183H184ZM196 182V183H195ZM3 183H4V185H3ZM30 183H32V184H30ZM45 183H46V185H45ZM95 183V184H94ZM100 183V184H99ZM128 183V184H127ZM153 183V184H152ZM161 184V185H159V184ZM166 183V184H165ZM172 183V184H171ZM174 183H176V185L174 184ZM181 183H183V184H181ZM203 183H205V187H204V184ZM206 183H208V184H206ZM210 183V184H209ZM213 183V185H211ZM233 183V184H232ZM239 183V184H238ZM264 183V182H263ZM21 186H20V185ZM24 184V185H23ZM27 184V185H26ZM28 184L30 185V186H28ZM36 184H37V186H39L38 187V189H37V186H36ZM41 184H43V185H41ZM71 184H73L72 186H74V188H72L70 185ZM121 184V185H120ZM168 184V185H167ZM251 186H250V185ZM261 184V185H260ZM14 185V186H13ZM18 185H19V188H17L18 187ZM53 185H55L56 186V188H54V186ZM84 185H86V189L83 187L82 188V186H84ZM125 185V186H124ZM138 185V186H137ZM143 185V186H142ZM148 185V186H147ZM155 185V186H154ZM159 185V186H158ZM183 185H184V187H183ZM194 185V186H193ZM228 185H229V187H228ZM241 185V186H240ZM245 185V186H244ZM262 186V188L260 187V186ZM3 186V187H2ZM17 186V187H16ZM27 186V187H26ZM34 186H35V188H34ZM41 186V187H40ZM47 186V187H46ZM50 186H52V189H56L55 191H53V190H51V187ZM62 186V187H61ZM94 186V187H95ZM145 186H147V187H145ZM169 186V187H168ZM178 186V187H177ZM200 186H201V188H200ZM213 186V187H212ZM21 187V188H20ZM23 187H25V190H24V188ZM29 187H30V189H29ZM66 187V188H65ZM68 187V188H67ZM69 187H71V189L73 190V191H71L70 189H69ZM75 187H76V189H75ZM87 187H90V188H87ZM105 189H104V188ZM147 188V189H149V190H147V189H145V188ZM156 187V188H155ZM159 187V188H158ZM167 187V188H166ZM174 187V188H173ZM177 187V188H176ZM202 187H203V189H202ZM23 188V189H22ZM27 188H28V190H27ZM45 188V189H44ZM57 188H62V189H57ZM100 188H103V189H100ZM106 188H109V189H106ZM113 188V189H112ZM205 188V189H204ZM226 188H228L227 189V193H228V196L230 197V199L231 200H234V199H232V197L233 196H235V194H236V196L237 197H239V200H240V202H242V203H240V202H237V203H235L234 201H229L228 203H227V205H228V207H227V205H226V203H222L223 205H220L221 203H218L219 201H217V193H219V192H221V191H224ZM23 190V191H20V190ZM32 189H34L33 191L35 192V194H34V192L32 191ZM44 191L45 190V192L43 193L42 191ZM63 189H64V191H63ZM74 189L76 190V191H74ZM91 189V190H90ZM92 189H94V190H92ZM111 189V190H110ZM116 189H118V192H117V190ZM121 189H122V191H121ZM19 190V191H18ZM38 190V191H37ZM39 190L44 194H42L41 192H39ZM67 190V191H66ZM86 190V191H85ZM89 190V191H88ZM103 190V191H102ZM107 190V191H106ZM112 190H114V192L112 191ZM131 190V191H130ZM158 192H157V191ZM178 190H180V191H178ZM263 190V191H262ZM32 191V192H31ZM46 191L48 192V193H46ZM51 191V192H50ZM102 191V192H101ZM104 191L106 192V193H104ZM109 191H110V196H109ZM183 191V192H182ZM201 191H203V192H201ZM249 191V192H248ZM25 194H24V193ZM27 192H29V193H27ZM38 192V193H37ZM66 192V193H65ZM88 192H90V193H88ZM92 192V193H91ZM94 192V193H93ZM107 194L109 197H112V198H107L106 196L104 197V196H102V194ZM115 193V192H117V195L118 196H116L115 197V195H116V193H115V195L113 194V193ZM119 192H121V193H119ZM126 192V193H125ZM127 192H128V195H127ZM131 192V193H130ZM174 192V193H173ZM176 192V193H175ZM20 193V194H19ZM21 193H23L24 194V196H23V194H21ZM50 193V194H49ZM52 193H53V196H52ZM77 193H79V194H77ZM88 193V194H87ZM123 193H124V195H123ZM151 195H150V194ZM153 193V194H152ZM159 193V194H158ZM183 193V194H182ZM195 193V194H194ZM199 193H205L204 195H198ZM248 193V194H247ZM28 194H33V196L32 195H29L30 197H34L35 196V200L36 201H39V203H37V205H38V207L36 206V201L34 200V201H26V203H24V201H22V199H24V197H25V199L27 200V198H28V200H30V199H32V198H30L29 196H28ZM41 194V195H40ZM60 194V195H59ZM92 194H94L93 196H95V197H93L92 196ZM96 194L98 195V196H96ZM101 194V195H100ZM158 194V195H157ZM180 194V195H179ZM249 194H253V196H255L256 197V200H257V198H263V204H262V200H260V202L259 201H256V200H253L252 199V197H250V195ZM28 197H27V196ZM43 195V196H42ZM48 195V196H47ZM58 195V196H57ZM67 195V196H66ZM77 195H78V197H77ZM82 195H83V197H82ZM146 195H147V197H146ZM148 195H150V196H148ZM184 195V197H182ZM188 195H189V197H188ZM23 196V197H22ZM38 196V197H37ZM41 196V197H40ZM46 196V197H45ZM66 196V197H65ZM75 196H76V198H75ZM80 196V197H79ZM102 196V197H101ZM153 198H155V199H160V200H155V199H153ZM156 196H158V197H156ZM205 196L208 198H206L207 200H208V202H207V200H205ZM213 196H214V198H213ZM258 196V197H257ZM65 197V198H64ZM67 197H69V198H67ZM85 197H88V199L87 200H89V201H86L85 200ZM93 198V199H91V198ZM96 197H99L98 198V201H97V199H96ZM100 197H101V199H100ZM127 197L129 198V199H127ZM149 197V198H148ZM174 197H175V199H174ZM195 197V198H194ZM198 197H201V199L202 200H200V198H198ZM254 197V198H255ZM22 198V199H21ZM43 198V199H42ZM51 198V199H50ZM56 198V199H55ZM74 198V199H73ZM83 198H84V200L88 203V204H90V205H92V207H91V209L93 208V210H94V212L92 211V210H90V205L88 206V204L87 205H83V203H85L84 202V200H83ZM152 199V201H151V199ZM187 198V199H186ZM198 198V199H197ZM204 198V199H203ZM246 198V200L247 201H249V204H247L248 202H246V201H244V199ZM50 200V202H49V200ZM73 199V200H72ZM83 200V203H82V200ZM95 199V200H94ZM115 199H121V200H118L117 202H116V200ZM177 199V200H176ZM57 200V201H56ZM76 200H78V201H76ZM104 200H105V202H104ZM146 200H147V202L148 201H150L148 204H147V202H146ZM173 200V201H172ZM199 200V201H198ZM259 200V199H258ZM18 201L21 203H18ZM45 201V202H44ZM46 201L48 202V203H50V204H48V203H46ZM53 201V202H52ZM64 201V202H63ZM67 201V202H66ZM72 203L73 201H75V202H73L72 204L70 203V202ZM92 201H96L95 202V205H94V203L92 202ZM100 201V203H106L105 205H108V207L107 208H105V206H101V204H99L98 202ZM107 201H110V203L109 202H107ZM113 201V202H112ZM161 201V202H160ZM175 201V202H174ZM193 201V202H192ZM197 201V202H196ZM212 201V202H211ZM5 202H7V205L5 204ZM35 202V203H34ZM91 202L93 203V204H91ZM112 202V203H111ZM121 202V203H120ZM152 202V203H151ZM163 202V203H162ZM171 202V203H170ZM173 202V203H172ZM178 202V203H177ZM16 204V206H15V204ZM30 204V205H26V204ZM31 203H34L33 205H31ZM59 203V204H58ZM75 203V204H74ZM79 203H82V205L80 206V204ZM97 203V204H96ZM102 203V204H103ZM108 203V204H107ZM154 203V204H153ZM175 203V204H174ZM197 203V204H196ZM2 204V205H1ZM4 204V205H3ZM22 205V207L21 206H18V205ZM43 204V205H42ZM62 204V205H61ZM66 204H68V205H66ZM79 204V205H78ZM109 204H111L110 206H109ZM115 204V205H114ZM129 204V205H128ZM131 204V205H130ZM141 204V205H140ZM150 204V205H149ZM166 204V205H165ZM177 204H179V206L177 205ZM190 204V205H189ZM192 204V205H191ZM213 204V205H212ZM219 204V205H218ZM237 204V205H236ZM238 204H239V206H238ZM24 205L26 206V207H24ZM71 205V206H70ZM78 207H77V206ZM93 205L94 206H101V207H97V208H95V207H93ZM173 205H175V206H173ZM177 205V206H176ZM182 205V206H181ZM196 205V206H195ZM246 205V206H245ZM263 205V206H262ZM5 206V207H4ZM35 206V207H34ZM43 206V207H42ZM55 206H57V207H55ZM64 206V207H63ZM88 207V208H86L85 209V207ZM112 206V208L110 209L109 207H111ZM117 208H116V207ZM169 206V207H168ZM250 206H251V209L250 210H252V211H249V208H250ZM254 206H255V208H254ZM258 206H260L259 207V209H258ZM262 206V207H261ZM2 207V208H1ZM4 207V208H3ZM28 207H29V209L30 210H32V211H30L29 209H28ZM39 209H37V208ZM40 207H42V208H40ZM51 207V208H50ZM114 207V208H113ZM119 207V208H118ZM152 207V208H151ZM219 207H221V209L219 208ZM233 207V208H232ZM237 207V208H236ZM240 207V208H239ZM244 207V208H243ZM8 208V209H7ZM27 208V209H26ZM64 208V209H63ZM73 208H75V209H77V211L75 210L74 211V209ZM101 208H104V209H101ZM109 208V210H108V213H107V209ZM155 208V209H154ZM165 208V209H164ZM178 208L180 209V210H178ZM195 208V209H194ZM218 208V209H217ZM223 208V209H222ZM227 208H229V210L230 211H228V209ZM36 209V210H35ZM62 209V210H61ZM83 209H85L84 210V212H83ZM98 209V210H97ZM115 209H116V212H115ZM123 209V210H122ZM174 209V210H173ZM200 209V210H199ZM226 211H225V210ZM234 209H235V211H234ZM255 209V210H254ZM11 210V211H10ZM42 210V211H41ZM61 210V211H60ZM81 210H82V212H81ZM105 212H104V211ZM111 210V211H110ZM146 210V211H145ZM34 211V212H33ZM36 211V212H35ZM65 211H66V214H67V216H69L70 215V217H68V218H66L67 219V222L65 223V221H63V220H61L60 218L62 217V216H58L59 214H61V215H63L64 213H65ZM79 211L81 212V214L82 213H85V214H83V216L84 217H86V215H87V217H86V219H88L89 217V215H90V218H92L93 219V215H95L97 218H98V220H97V218H96V221H98L97 222V225L95 226V222L96 221H94V220H92L94 223H92L91 221H90V219L88 220V221H90V222H88L89 224H87L88 225V227H87V229H89V230H86V229H84V227H86L85 226V222L87 221L85 218V222H82V215L79 213ZM97 211V212H96ZM100 211H103L102 213L100 212ZM109 211H110V213H109ZM172 211H174L175 213H177V212H179L177 215H175V213L174 212H172ZM181 211V212H180ZM247 213H246V212ZM40 212V213H39ZM77 212V213H76ZM86 212H89V213H86ZM115 212V213H114ZM124 212V213H123ZM220 212V214H218ZM248 212H250V214L252 215L251 216V218H250V214H248ZM255 212V213H254ZM258 212H260V214L258 213ZM16 213V214H15ZM36 213V214H35ZM55 213V214H54ZM76 213V214H75ZM92 213V214H91ZM93 213H95V214H93ZM113 213V214H112ZM225 213H227V214H225ZM263 213V214H262ZM12 214V216H10ZM52 214V215H51ZM66 214L65 215H63V217H62V219L64 218L65 219V217H66ZM109 216H108V215ZM199 214H201V215H199ZM224 214H225V216H226V218H225V216H224ZM238 216H236V215ZM259 214V215H258ZM22 215V216H21ZM51 215V216H50ZM103 215V216H102ZM114 215V216H113ZM220 215V216H219ZM222 215H223V217H224V219H227L228 220V222H227V220H224L223 219V217H222ZM256 215H257V217H256ZM260 215H262L263 216V218H261V216ZM65 216V217H64ZM80 218H79V217ZM107 216H108V219H107ZM140 216V217H139ZM148 216V217H147ZM156 216V217H155ZM175 216V217H174ZM246 216L248 217V220H247V218H246ZM254 216V217H253ZM8 217V218H7ZM48 217V218H47ZM102 217V218H101ZM104 217V218H103ZM111 217V218H110ZM117 217V218H116ZM162 217V218H161ZM206 217H207V219H206ZM218 217H219V219L222 221V223L223 224H221V221H220V225H219V223H218ZM237 219H236V218ZM30 220H29V219ZM50 218V219H49ZM55 218V219H54ZM58 218V219H57ZM72 218V219H71ZM79 218V219H78ZM132 218V219H131ZM150 218V219H149ZM156 220H155V219ZM202 218H204L206 221H208V224L210 223V225L208 226L207 225V223H206V225L204 224V223H202V221L204 220H202V221H199V220H201ZM231 218H233V220L231 221ZM243 220V218H246V221H249V222H246V221H242L241 219ZM257 218V220L258 221H262V222H256V221H254V219H256ZM71 219V221L69 222V220ZM84 219H83V221H84ZM94 219H95V217H94ZM153 219H154V221H153ZM223 219V220H222ZM57 220V221H56ZM75 220L77 221V225H76V222H75ZM81 220V221H80ZM102 220H104L103 221V223H101L102 222ZM107 220V221H106ZM163 220V221H162ZM195 220V221H194ZM214 222H213V221ZM239 220H240V222H239ZM63 221V222H62ZM79 221V222H78ZM153 221V222H152ZM166 222L167 221V223H163V222ZM199 221V222H198ZM211 221V222H210ZM225 221V222H224ZM242 221V222H241ZM69 222V223H68ZM73 222H75V223H73ZM115 222V223H114ZM124 222V223H123ZM161 222V223H160ZM201 222V223H200ZM236 222V223H235ZM256 222V223H255ZM62 223V224H61ZM68 223V224H67ZM79 223H81V225L82 226H79L80 224ZM83 223V224H82ZM135 223H136V225H135ZM149 223V224H148ZM153 223V224H152ZM200 223V224H199ZM218 223V224H217ZM226 223H228V224H226ZM233 223V224H232ZM241 224V225H235V224ZM255 223V224H254ZM64 224V225H63ZM70 224H72V225H74L73 227H75L74 229H75V231L73 230V227L71 226L70 228H69V225ZM90 224H91V226H90ZM93 224H94V226H93ZM165 224V225H164ZM225 224V225H224ZM60 225H62V226H60ZM98 225H99V227H100V229L98 230V228H96V227H98ZM117 225V226H116ZM138 225V226H137ZM205 225V226H204ZM212 225H213V227H212ZM39 226V227H38ZM78 226V227H77ZM84 226V227H83ZM127 226V227H126ZM136 226V227H135ZM168 226V227H167ZM207 226H208V228H210V230L209 231H211L209 234L206 232V231H208V228H207ZM233 226V227H232ZM38 227V228H37ZM61 227H62V229H61ZM65 227V228H64ZM69 228V230H68V228ZM77 227V228H76ZM83 228V230H82V233H81V231H76V230H80V229H82ZM94 229V227H95V229L96 230H94V231H92V228ZM103 227V228H102ZM152 227V228H151ZM158 227V228H157ZM261 227V228H260ZM117 228H118V230H117ZM161 228H162V230H161ZM168 228V229H167ZM227 228H229V227H227ZM229 228V229H230ZM101 229H102V232H98L99 233V235L98 234H96V233H94V232H96V231H101ZM109 229V230H108ZM127 229H128V231H127ZM148 229H149V232H148ZM159 229V230H158ZM164 229V230H163ZM212 229H213V231L214 230H217V231H215V232H213L212 231ZM221 229V230H222ZM242 229V230H243ZM49 230V231H48ZM56 230V231H55ZM85 230L87 231V232H85ZM134 230V231H133ZM151 230V231H150ZM171 230V231H170ZM237 230H239V232L237 233V231L234 229L232 232V235L234 236H232L231 235V233H230V236H232L234 239H235V237H236V239L239 237L240 238V236H242L243 235V233H241L242 232V230H241V228H239V229H237ZM103 231H104V233H103ZM163 231V232H162ZM167 231V232H166ZM169 231V232H168ZM208 231V232H209ZM235 231V232H234ZM249 231V230H248ZM245 232L246 234L247 233H249V232ZM55 232V233H54ZM75 232H76V234H75ZM108 232V233H107ZM110 232H112V233H114V234H112V233H110ZM156 232V237H155V234H153V233H155ZM161 232H162V234H161ZM60 233V234H59ZM86 233V234H85ZM90 233V235H88ZM94 233V234H93ZM133 233V234H132ZM146 233V234H145ZM161 234V235H159V234ZM163 233H165V235H163ZM212 233V234H211ZM222 235H223V233L222 232H220ZM86 235L85 236V238H84V236L83 235ZM94 235V238L95 237H97L96 239L97 240H99L100 242L101 241H103V243H104V241H105V245H103V244H101L102 245V247H101V245H100V242L98 241L97 242V240L95 239V242H94V240H93V244H94V246H95V244H96V246L95 247H98L97 248V252H98V249L99 248H101V250L99 249V252H101V253H99L98 252V254H93V253H96V252H93V250L91 251L90 250V248H92V241L90 242L91 243V245H90V243H89V245L91 246V247H88L89 248V250L92 252V254H91V252L89 251V254L87 253V252H85V251H88V248L86 249L85 248V246H84V248L82 247L83 246V242H84V245H86L85 244V242H87V240H86V237H87V239L89 240V238H91L90 240H92V239H94L93 238V235ZM102 234V237L100 236ZM122 234V235H121ZM147 234H149L150 236H148ZM151 234H153V235H151ZM157 234H158V236H157ZM203 234V235H202ZM208 234V235H207ZM246 234H245V236H246ZM82 237H81V236ZM129 235V236H128ZM145 235H146V237H145ZM163 235V236H162ZM167 235V236H166ZM170 235V236H169ZM205 235V236H204ZM211 235V237H209ZM19 236H21V237H19ZM26 236V237H25ZM61 236V237H60ZM90 236V237H89ZM98 236H100V239H98L99 237ZM117 236H118V238H117ZM165 236V237H164ZM216 236H220V237H216ZM224 236V239H225V235H223ZM245 236L243 235L242 236V238H245ZM28 237V238H27ZM77 237V238H76ZM147 237H148V239L150 240V241H148L147 240ZM155 237V238H154ZM162 237V238H161ZM164 237V238H163ZM203 237V238H202ZM207 239H209V240H207ZM209 237V238H208ZM247 237H249V236H246V238ZM83 238V239H82ZM151 238V239H150ZM239 238H238V240L236 241V239H235V241L236 242H238L239 244H240V242L242 241V240H244V239H241V240H239ZM27 239V240H26ZM75 239V241H73ZM169 239V240H168ZM172 239V240H171ZM178 239V240H177ZM24 241L22 244H21V242L20 241ZM82 240H85V241H82ZM112 240V241H111ZM134 240V241H133ZM136 240V241H135ZM147 240V241H146ZM158 240V241H157ZM168 240V241H167ZM79 241V242H78ZM123 242V243H121V242ZM132 242V244H131V242ZM160 241V242H159ZM205 243H204V242ZM206 241H207V244H208V241H209V244L207 245L206 244ZM223 241V243H221ZM240 241V242H239ZM20 242V243H19ZM66 242V243H65ZM81 242V243H80ZM89 242V241H88ZM88 242H87V244H88ZM136 242V243H135ZM155 242H158V243H156L155 244ZM168 242V243H167ZM203 242V243H202ZM61 243H63V244H61ZM102 243V242H101ZM121 243V244H120ZM127 243V244H126ZM131 245H130V244ZM161 243H162V245H161ZM171 243V244H170ZM218 243V244H217ZM242 243V242H241ZM122 244H124V245H122ZM160 244V245H159ZM212 244V245H211ZM220 244L222 245V247L220 246ZM10 245V246H9ZM88 245V246H89ZM98 245H100V247L98 246ZM115 245V246H114ZM116 245H117V247H116ZM127 245V246H126ZM135 245V246H134ZM157 245H159L158 247H157ZM164 245V246H163ZM168 245V246H167ZM203 245V246H202ZM204 245L206 246L207 245V247H204ZM211 245V246H210ZM213 245H215L214 246V249H213ZM109 246V247H108ZM120 246H122V247H120ZM220 246V247H219ZM8 247V248H7ZM11 247V248H10ZM87 247V246H86ZM95 247H93L94 249H96ZM112 247V248H111ZM5 248V249H4ZM10 248V249H9ZM110 248H111V251H110ZM121 248V249H120ZM135 248V249H134ZM140 248H142L141 250H142V252H140L141 250H140ZM144 248H145V250H144ZM223 249V251H221L222 249ZM84 249H86V250H84ZM103 249H104V251H103ZM106 249V250H105ZM115 249V250H114ZM221 249V250H220ZM41 250V251H40ZM43 250V251H42ZM108 250V251H107ZM115 251V252H113V251ZM123 250H124V252H123ZM176 250V251H175ZM212 250V251H211ZM216 251V253L214 252V251ZM14 251V252H13ZM117 251V252H116ZM125 251H126V253H125ZM222 253H221V252ZM3 252V253H2ZM7 252V253H6ZM48 252V253H47ZM83 252L84 253H86L85 254V256H87L86 257V259L84 260V258H85V256L83 255ZM112 252V253H111ZM123 252V253H122ZM214 252V253H213ZM123 255L122 257H121V255ZM141 253V254H140ZM158 253H156V254H158ZM8 254V255H7ZM15 254V255H14ZM175 254H177L176 255V257H175ZM222 254V255H221ZM2 255V256H1ZM52 255V256H51ZM69 255H70V257H69ZM73 255H74V257H73ZM81 255L82 256H84L83 258L81 257ZM93 255L95 256V257H93ZM124 255H126V257L124 256ZM218 255V256H217ZM49 256H51V257H49ZM54 256V257H53ZM64 256V257H63ZM67 256V257H66ZM107 256H103V260H104V262L105 261H108V260H106V257ZM128 256V257H127ZM178 256V257H177ZM183 256V257H182ZM16 257V258H15ZM23 257V258H22ZM114 257V258H113ZM119 257H121V259L122 260H120L119 261ZM68 258H70L69 260H70V262H67V261H69V260H67ZM72 258H73V261H72ZM81 258L84 260H82L83 262H81ZM105 258V259H104ZM175 258V259H174ZM191 258V259H190ZM11 259V260H10ZM13 259V260H12ZM24 259V260H23ZM65 259H66V261H65ZM125 259V260H124ZM222 259V260H221ZM6 260V261H5ZM17 260V261H16ZM103 260H102V258H101V260L99 259L98 261H100L101 262V264H104V262H103ZM113 260H111V261H113ZM125 262H124V261ZM203 260V261H202ZM3 261V262H2ZM8 261H10V262H8ZM12 261V262H11ZM25 261V262H24ZM109 261H108V263H109ZM178 261H176V262H178ZM15 262V263H14ZM22 262H24V263H22ZM54 262V263H53ZM85 262V263H84ZM100 262H96V264L98 263V264H100ZM103 262V263H102ZM118 262V263H117ZM174 262V261H173ZM176 262H174V264H177ZM186 262V263H185ZM95 263V262H94ZM94 263H92V264H94ZM107 263V264H108ZM111 264H112V262H110ZM109 263V264H110ZM121 263H119V264H121ZM227 263V264H228ZM105 264H106V262H105ZM238 264V263H237Z\"/></svg>","mask_w":264,"mask_h":264},{"label":"bare ground","instance_id":"bare-ground-1","mask_svg":"<svg viewBox=\"0 0 264 264\" xmlns=\"http://www.w3.org/2000/svg\"><path fill=\"white\" fill-rule=\"evenodd\" d=\"M56 1V0H55ZM71 1V0H70ZM162 1V0H161ZM161 1H160V3H161ZM167 1H169V0H167ZM166 1V2H167ZM178 1V0H177ZM185 1H187L185 4H183V3H177L176 2V5H174V7H175V9H176V7L178 8V11H180L179 12V20H178V28H177V31H175V32H177V36H178V45H179V48L181 49V51H182V53H185V54H187V56L190 58V59H192L193 60V62H194V64L196 63V64H199V65H201L203 62H205L207 59L209 60V58H212L211 60L212 61H214V60H221V57L224 59V57H225V55H224V57H223V55L222 56H219V52H218V54L216 53L217 51L216 50H214V49H217L216 47H217V43H216V46H214L215 48H212L213 47V44L211 45L210 44V42L211 41H213V40H211V38H210V40L211 41H209V37H208V33L207 32H203V31H205L206 29H207V27L209 26H206L205 27V25H207V23L206 24H204V20L202 21V17L203 16H201L200 14L202 13V12H200V14L198 13V16H197V14H196V16H195V11H194V9L197 11H200L201 9H197V5H199L200 3H198L197 4V1L196 0H185ZM201 1V0H200ZM230 1V0H229ZM231 1H233V0H231ZM252 1V0H251ZM262 1H264V0H262ZM262 1H260L259 0V3L257 4L256 3V5H255V7H254V5L253 4H255L253 1H252V5H253V7H254V9H249V13H252L253 15L252 16H250V18H248L249 17V15H248V17H247V20L248 19H251V18H253L254 20H251L252 21V23H251V26H250V28H248V26L247 27H245L244 25H241L240 23H237L235 20V24L233 23V25L231 24H228L227 26H230V27H228L227 28V26H225L226 28L224 29V32L223 33H225L226 34V36L225 37H223V39L225 40H222V44H223V41H224V44L223 45H225V43L227 42V44H228V46L230 45V41H234L233 43H236L237 42V40H240V41H242V40H244L245 42H246V45L244 44L243 46L242 45H240V55H242V59L243 60H240V62L242 61V63H237V70L235 69V71H238L239 69V72H234V70H232V68L231 67H229L230 69H227L228 68V65H227V63H226V61H224L225 63H223V61L222 62H219L220 64L221 63H223V64H225V66L224 65H220L219 63V65L218 64H216V66L219 68V66L221 67V69L219 68V70L221 71L220 73H222V80H220V81H222L221 83H222V89L223 90H220V91H213L212 92V97H214V98H216V97H218L217 99L218 100H213L212 102H209L207 99H206V97L205 96H207V95H209L208 94V91L205 89V85H203V83H202V78L200 79L199 78V80H201V81H199V82H201V84H200V86L201 87H204V89L205 90H203L202 92L203 93H201V92H199V94L200 95H202L203 97H201L200 96V98H202V108H201V111H199L198 110V112H201V114H200V116H203V123L204 124H206L207 125V127H208V131H209V146H210V148H211V152H212V155H211V153L209 154L210 155V157L212 156V158H210L209 160H208V163H210V161H211V159H212V162H214L215 161V166L216 167H219L220 168V170L224 173L225 172V170L226 169H228L229 171H231L233 168L234 169H237L238 168V165H240L241 163H242V165H240V166H243V163H244V161H245V166L248 164V166L250 165V170L252 169L253 170V173L256 175L255 177L256 178H260V179H258L259 181H260V183H261V181H262V183L261 184H264L263 182V180H262V178L264 177V6H262V3H263V5H264V2H262ZM11 2V1H10ZM49 2V1H48ZM103 2V1H102ZM135 2V1H134ZM148 2V1H147ZM152 2V0H149V3H151ZM158 2V1H157ZM156 2V3H157ZM165 1H163V3L162 4H164V5H166L165 3H164ZM180 2H182V0L180 1ZM262 2V3H261ZM23 3V2H22ZM26 3V2H25ZM70 3V2H69ZM104 3V2H103ZM117 3H118V1H117ZM130 3H132V2H130ZM142 3V2H141ZM230 3L231 2H229L228 3V0H209V2H206L204 5L206 6L205 7V10H207L206 11V19H210V21L208 22V24H211V26H213L214 24H213V22L216 20V18H219V16H222V14L221 15H219V9H222V8H225V7H227L228 5H229V8H230ZM237 3H239L241 6L240 7H242L243 6V8L245 9V7H249L248 5L251 3H248V1L247 0H238L237 1ZM55 4V3H54ZM114 4H115V2H114ZM133 4V3H132ZM145 4V3H144ZM169 4V3H168ZM234 4H235V2H234ZM233 4V5H234ZM238 4V5H239ZM53 5V4H52ZM130 5V4H129ZM137 5V4H136ZM150 5V4H149ZM157 5V4H156ZM252 5H250L251 7H252ZM24 6V5H23ZM72 6V5H71ZM97 6V5H96ZM105 6V5H104ZM116 6V5H115ZM126 6L127 5H125V6H123V7H125L126 8ZM135 6V5H134ZM154 6V5H153ZM159 6H161V5H159ZM168 6V5H167ZM225 6V7H224ZM99 6H97V8H98ZM132 7V6H131ZM148 7V6H147ZM158 7V6H157ZM199 7V6H198ZM232 7V6H231ZM252 7V8H253ZM83 8V7H82ZM97 8H96V10H97ZM115 8V7H114ZM121 8V7H120ZM133 8V7H132ZM137 8V7H136ZM141 8H142V5H141ZM163 8H164V6H163ZM199 8H202V7H199ZM243 8H241V9H243ZM16 9V8H15ZM99 9V8H98ZM104 9V8H103ZM151 9V8H150ZM170 9V8H169ZM168 9V10H169ZM227 9H228V7H227ZM232 9V8H231ZM234 9V8H233ZM232 9V10H233ZM239 9V8H238ZM88 10V9H87ZM101 10H102V8H101ZM100 10V11H101ZM122 10V9H121ZM143 10V9H142ZM146 10V9H145ZM144 10V11H145ZM157 10V9H156ZM167 10V11H168ZM226 10V9H225ZM253 10H254V12H253ZM20 11V10H19ZM103 11V10H102ZM120 11V10H119ZM133 11V10H132ZM136 11V10H135ZM150 11H152V10H150ZM171 11V10H170ZM202 11H203V9H202ZM223 11H224V9H223ZM229 11V10H228ZM243 11H246V10H243ZM252 11V12H251ZM22 12V11H21ZM36 12V11H35ZM76 12V11H75ZM80 13H83V12H81V11H79ZM88 12V11H87ZM98 12V11H97ZM146 12V11H145ZM154 12H155V10H154ZM154 12H151L152 14L154 13ZM157 12H158V10H157ZM233 12V11H232ZM232 12H231V14H229V15H233L232 14ZM237 12H240V11H237ZM248 12V11H247ZM67 14H65L66 16H65V18H64V21H67L68 19L71 21L72 19H71V17H72V14L74 13V11H73V13L72 14H68L69 12H66ZM70 13H71V11H70ZM197 13V12H196ZM227 13V12H226ZM235 15H234V18H235V16H236V13L235 12H233ZM25 14V13H24ZM139 15H140V12L138 13ZM146 14H148L147 12H146ZM158 14V13H157ZM157 14H153V15H157ZM160 14V13H159ZM203 14V13H202ZM207 14H208V17H207ZM238 14V13H237ZM239 14H241V12L239 13ZM69 17H68V16ZM81 15V14H80ZM83 15V14H82ZM150 14H148V16H149ZM228 15V14H227ZM121 16V15H120ZM123 16V15H122ZM145 16V18H146V15H144ZM151 16V15H150ZM173 16V15H172ZM199 16H201V18H199ZM224 16V15H223ZM246 16H247V14H246ZM37 17V16H36ZM40 17V16H39ZM66 17H67V19H66ZM80 17V16H79ZM83 17V16H82ZM86 16H84L83 18H85ZM99 17V16H98ZM127 17H128V15L126 16V19H127ZM142 17V16H141ZM155 17V16H154ZM153 17V18H154ZM160 17V16H159ZM174 17V16H173ZM227 17H230V16H227ZM226 17V18H227ZM255 17V18H254ZM38 18V17H37ZM41 18V17H40ZM87 18V17H86ZM92 18V17H91ZM129 19L131 18V17H128ZM144 18V19H145ZM151 18V17H150ZM158 18V17H157ZM157 18H155V19H153V20H156ZM205 17H203V19H204ZM220 18H222V17H220ZM232 18V17H231ZM239 18H240V16H239ZM66 19V20H65ZM75 19V18H74ZM96 19V18H95ZM95 19H93V20H95ZM98 19V18H97ZM116 19V18H115ZM134 19V18H133ZM143 19V18H142ZM147 19H149L148 17H147ZM197 19V21H199V20H201L202 22H200V25H197V24H195V25H192V21L193 20H196ZM208 19V20H209ZM224 19H225V17H224ZM228 20H229V18H227ZM90 20V19H89ZM92 20V19H91ZM90 20V21H91ZM120 20H121V18H120ZM139 20V19H138ZM159 20V19H158ZM158 20H156V21H158ZM172 20H174V19H172ZM232 20V19H231ZM231 20H229V21H231ZM238 20V19H237ZM256 20V21H255ZM42 21V20H41ZM84 21V20H83ZM89 21V22H90ZM116 21H117V19H116ZM142 21V20H141ZM218 20H216V22H217ZM253 21H254V24H253ZM100 22V21H99ZM98 22V23H99ZM101 22H103V21H101ZM147 22H149L148 20H147ZM177 22V21H176ZM206 22V21H205ZM227 22V21H226ZM225 22V23H226ZM232 22V21H231ZM239 22V21H238ZM245 22V21H244ZM35 23V22H34ZM105 23H106V25H107V21L105 20ZM141 23V22H140ZM165 23H167V22H165ZM230 23V22H229ZM43 24V23H42ZM84 24V23H83ZM86 24V23H85ZM93 24L95 25V23L93 22ZM102 24V23H101ZM121 24V23H120ZM134 24V23H133ZM142 24V23H141ZM156 24V23H155ZM168 24V23H167ZM175 24V23H174ZM213 24V25H212ZM218 24V23H217ZM244 24H246V23H244ZM28 25V24H27ZM64 25V24H63ZM99 25V24H98ZM102 25H104V24H102ZM124 25V24H123ZM136 25H138V24H136ZM145 25V24H144ZM164 25V24H163ZM100 26V25H99ZM99 26L97 27V28H99ZM125 26V25H124ZM151 26V25H150ZM149 26V27H150ZM176 26V25H175ZM211 26H210V29H211ZM215 27H216V25H214ZM218 26V25H217ZM102 27H104V26H102ZM102 27H100V29L102 28ZM139 27V26H138ZM167 27V26H166ZM220 27H221V25H220ZM123 28V27H122ZM134 28H136V27H134ZM153 28V27H152ZM175 28V29H176ZM222 28V27H221ZM224 28V27H223ZM222 28V29H223ZM246 28V29H245ZM247 28L248 29H250V30H247ZM120 29V28H119ZM124 29V28H123ZM150 29V28H149ZM149 29H148V31H149ZM165 29V28H164ZM169 29V27L167 28V30ZM213 29V28H212ZM217 29V28H216ZM98 30V29H97ZM126 30H127V28H126ZM170 30V29H169ZM70 31V30H69ZM110 31V30H109ZM138 31H140V30H138ZM154 31H155V29H154ZM159 31V30H158ZM165 31V30H164ZM206 31H208V30H206ZM85 32V31H84ZM105 32V31H104ZM131 32V31H130ZM156 32V31H155ZM160 32H161V30H160ZM204 33V35H203V33ZM210 32V31H209ZM213 32H214V30H213ZM216 32V31H215ZM23 33V32H22ZM100 33V32H99ZM118 33V32H117ZM127 33V32H126ZM148 33H150V32H148ZM152 33V32H151ZM162 33V32H161ZM164 33V32H163ZM167 33V32H166ZM212 33V30H211V32H210V34ZM218 33V32H217ZM50 34V33H49ZM82 34V33H81ZM96 34V33H95ZM120 34V33H119ZM118 34V35H119ZM146 34V33H145ZM153 34V33H152ZM154 34H156V33H154ZM176 34V33H175ZM12 35V34H11ZM72 35V34H71ZM87 35V34H86ZM93 35V34H92ZM99 35V34H98ZM100 35H103V33H101ZM105 35V34H104ZM120 35H122V34H120ZM157 35V34H156ZM162 35V34H161ZM165 35V34H164ZM205 35L207 36V37H205ZM215 35H217V34H215ZM215 35H214V37H215ZM81 36V35H80ZM124 36V35H123ZM143 36H145V35H143ZM160 36V35H159ZM158 36V37H159ZM175 36V35H174ZM212 36V35H211ZM83 37V36H82ZM96 37H100V39H101V37H103V36H96ZM105 37H106V35H105ZM118 37V36H117ZM122 37V36H121ZM149 37V36H148ZM164 37V36H163ZM242 38V40H241V38ZM8 38V37H7ZM88 38V37H87ZM219 38V37H218ZM244 38H248L249 40H245ZM4 39V38H3ZM21 39H23V38H21ZM67 39V38H66ZM86 39V38H85ZM84 39V40H85ZM96 39V38H95ZM97 39H99V38H97ZM143 39H145V37L143 38ZM162 39V38H161ZM212 39H214V38H212ZM217 39V38H216ZM220 39V38H219ZM13 40V39H12ZM32 40V39H31ZM34 40H35V38H34ZM46 40V39H45ZM71 40V39H70ZM75 40V39H74ZM82 40V39H81ZM104 40H106V39H104ZM123 40V39H122ZM141 40H142V38H141ZM154 40V39H153ZM155 40H156V38H155ZM215 40V39H214ZM58 41V40H57ZM56 41V42H57ZM78 41V40H77ZM102 42H103V40H101ZM121 41V40H120ZM123 41H126V40H123ZM146 41V39L144 40V42ZM147 41H148V39H147ZM159 41V40H158ZM176 41V40H175ZM221 41V40H220ZM236 41V42H235ZM240 41H238V43L240 42ZM55 42V41H54ZM62 42V41H61ZM65 42V41H64ZM69 42V41H68ZM74 42V41H73ZM80 42V41H79ZM88 42V41H87ZM100 42V41H99ZM108 42V41H107ZM107 42H105V43H107ZM117 42V41H116ZM155 42V41H154ZM160 42V41H159ZM216 42H217V40H216ZM229 42V43H228ZM60 43V42H59ZM115 43V42H114ZM123 43V42H122ZM149 43V42H148ZM152 43V42H151ZM22 44V43H21ZM74 44V43H73ZM76 44V43H75ZM80 44V43H79ZM117 44V43H116ZM118 44H120V43H118ZM147 44V43H146ZM173 44H175V43H173ZM172 44V45H173ZM221 44V45H222ZM243 44V43H242ZM48 45V44H47ZM50 45H51V43H50ZM61 45V44H60ZM86 45V48H87V43L85 44ZM108 45V44H107ZM134 45V44H133ZM148 45V44H147ZM147 45H143L144 47H146ZM151 45V44H150ZM215 45V44H214ZM234 45V44H233ZM232 45V46H233ZM21 46H23V45H21ZM25 46V45H24ZM29 46V45H28ZM75 46H77L78 47V44L77 45H75ZM80 46V45H79ZM90 46V45H89ZM109 46V45H108ZM123 46V45H122ZM122 46L120 45V48H122ZM135 46V45H134ZM166 46V45H165ZM210 46H211V49H210ZM228 46H226V48L228 47ZM231 46V45H230ZM231 46V47H232ZM237 46H238V49H239V45L237 44ZM237 46H235V47H237ZM45 47V46H44ZM46 47H48V46H46ZM97 47H99V46H97ZM153 47V46H152ZM174 47V46H173ZM219 47L220 46H218V49H219ZM3 48H4V46H3ZM26 48H28V47H26ZM53 48V47H52ZM64 48H65V46H64ZM83 48H85V46L83 47ZM102 48V47H101ZM100 48V49H101ZM105 48V47H104ZM142 48V47H141ZM141 48H140V50H141ZM151 48V47H150ZM158 48H160V47H158ZM165 48V47H164ZM175 48H176V46H175ZM18 49V48H17ZM71 49V48H70ZM82 49V48H81ZM89 49H90V47L87 49V51H89ZM106 49V48H105ZM110 49H111V47H110ZM146 49H149V48H146ZM223 50H224V47L222 48ZM237 49V50H238ZM45 50V49H44ZM61 50V49H60ZM67 50H69V48H67ZM74 49H72V51H73ZM80 50V49H79ZM78 50V51H79ZM85 51L83 52V51H81V52H83V53H78L76 50V54L73 56H71V52H70V56H71V59H70V61H69V59L68 58H70L69 56H68V53H66V55L64 56V61L66 62V60H68V62L70 63L71 62V60L73 61V60H75V58H76V60H78L77 59V56H78V54H82L83 56H84V54H86L85 56L88 58V56L87 55H89L90 56V53L88 54V53H86L87 51H86V49H84ZM161 50V52H162V49H160ZM222 50V51H223ZM229 50V49H228ZM91 51H92V53H93V49H91ZM110 51V50H109ZM151 51V50H150ZM165 51H166V49H165ZM179 51V50H178ZM225 51V50H224ZM7 52H10V51H7ZM30 52H31V50H30ZM68 52V51H67ZM94 52H96L95 51V49H94ZM134 52V51H133ZM148 52V51H147ZM227 52H229V51H227ZM47 53V52H46ZM51 53V52H50ZM129 53H131V52H129ZM165 53V52H164ZM163 53V54H164ZM2 54V53H1ZM5 54H6V52H5ZM57 54V53H56ZM98 54V53H97ZM116 54V53H115ZM132 54V53H131ZM148 54L150 55L151 53H149L148 52ZM225 54V53H224ZM10 55V54H9ZM58 55V54H57ZM77 55V56H76ZM82 55H79L78 56V58L79 57H82ZM141 55V54H140ZM143 55V54H142ZM161 55H162V53H161ZM184 55V54H183ZM6 56H7V54H6ZM82 57V58H84V60H85V58L86 57ZM94 56H95V54H94ZM228 56H229V53H228ZM2 57V56H1ZM52 57V56H51ZM68 57V58H67ZM73 57H75L74 59H72ZM91 57V56H90ZM161 57V56H160ZM165 57V56H164ZM232 57V56H231ZM9 58V57H8ZM46 59L47 58H49V57H45ZM108 58V57H107ZM119 58V57H118ZM141 58V57H140ZM188 58V59H189ZM240 58V57H239ZM50 59V58H49ZM59 59V58H58ZM92 59V58H91ZM110 59H112V58H110ZM147 59V58H146ZM59 60H62V59H59ZM75 60V61H76ZM83 60V61H84ZM89 60V59H88ZM87 60V61H88ZM94 60V59H93ZM115 60H117L116 58H115ZM164 60V59H163ZM167 60V59H166ZM207 60V61H208ZM238 60V59H237ZM40 61V60H39ZM50 61V60H49ZM74 61V63L76 64V62L78 63V61H76L75 62ZM79 61H80V58H79ZM82 61V60H81ZM90 61V60H89ZM92 61V60H91ZM109 60H107V62H108ZM112 61V60H111ZM111 61H109L108 62V64L111 62ZM228 61V60H227ZM234 61V60H233ZM57 62V61H56ZM68 62H66V63H68ZM98 62H100V61H98ZM114 62H116L117 63V61H114ZM113 62V63H114ZM170 63H171V60L169 61ZM217 62V61H216ZM239 62V61H238ZM52 64L54 63L53 61L51 62ZM72 64H73V62H71ZM90 63V62H89ZM88 63V64H89ZM93 63V62H92ZM91 63V64H92ZM102 62H100V63H97L98 65L100 64V66L102 65L101 64ZM112 63V62H111ZM122 63V62H121ZM147 64H149L148 62H146ZM206 63H210V61L209 62H206ZM81 64V63H80ZM80 64H78V66H80ZM94 64V63H93ZM96 64V63H95ZM94 64V65H95ZM95 65V66H98V65ZM118 64V63H117ZM189 64V63H188ZM241 64V65H240ZM61 64H59V66H60ZM74 65V64H73ZM81 65H83V64H81ZM110 65V64H109ZM113 65H115V64H113ZM160 65V64H159ZM171 65H172V63H171ZM202 65H205V63L204 64H202ZM211 65H212V62H211ZM211 65L209 66V64L206 66H201V70H199V73H201V76H207L208 74H211V78H213V76H212V74H214L213 72L214 71H212V69H208L207 67H211ZM214 65H215V62H214ZM77 66V65H76ZM126 66V65H125ZM139 66V65H138ZM147 66V65H146ZM191 66V65H190ZM198 66V65H197ZM216 66H214V67H216ZM230 66V65H229ZM239 66H240V68H239ZM14 67V66H13ZM12 67V68H13ZM60 67H62V66H60ZM67 68H68V66H66ZM66 67H65V69H66ZM75 67V66H74ZM118 67V66H117ZM177 67V66H176ZM213 67V66H212ZM213 67V68H214ZM226 67V68H225ZM53 68V67H52ZM78 68H81V67H78ZM91 68V67H90ZM100 68V67H99ZM123 68V67H122ZM122 68H121V70H122ZM151 68V67H150ZM218 68H216L217 70H218ZM58 69V68H57ZM82 69H85V68H82ZM96 70H98L97 68H95ZM100 69H103V68H100ZM99 69V70H100ZM133 69V68H132ZM187 69V68H186ZM227 69V70H226ZM63 70V69H62ZM103 70H105V69H103ZM102 70V71H103ZM108 70H109V68H108ZM138 70V69H137ZM179 70V69H178ZM196 70V69H195ZM218 70V71H219ZM222 70H224V71H222ZM228 70H230L229 71V73H228ZM61 71V70H60ZM67 71V70H66ZM70 71V70H69ZM83 71V70H82ZM110 71V70H109ZM117 71V70H116ZM101 73V71H98V73ZM137 72H139V71H137ZM169 72V71H168ZM210 72V73H209ZM57 73V72H56ZM66 73V72H65ZM67 73H69V72H67ZM66 73V74H67ZM72 73V72H71ZM82 73H84V72H82ZM81 73V74H82ZM97 73V74H98ZM99 73V74H100ZM103 73V72H102ZM107 73V72H106ZM109 73V72H108ZM147 73V72H146ZM196 73V72H195ZM198 73V74H199ZM43 74V73H42ZM80 74V73H79ZM86 74V73H85ZM85 74H84V79H86V77H85ZM96 74V75H97ZM105 73H103V75H104ZM139 74V73H138ZM145 74V73H144ZM161 74V73H160ZM194 73H192V75H193ZM218 74V73H217ZM62 75V74H61ZM102 75V74H101ZM107 75V74H106ZM117 75V74H116ZM190 75V74H189ZM195 75H197V74H195ZM215 75H216V73H215ZM63 76H64V74H63ZM100 76V75H99ZM96 77L95 75H94V80L97 78V80L96 81H100V80H98V78H102L101 76L100 77ZM139 76H140V74H139ZM138 76V77H139ZM143 76V75H142ZM182 76H184L183 74H182ZM198 76V75H197ZM29 77V76H28ZM36 77V76H35ZM46 77V76H45ZM48 77V76H47ZM88 77V76H87ZM150 77V76H149ZM155 77V76H154ZM188 77H191L192 78V76L190 75V76H188ZM188 77H187V79H188ZM193 77H196V76H193ZM199 77V76H198ZM216 77V76H215ZM15 78V77H14ZM21 78V77H20ZM25 78V77H24ZM69 78V77H68ZM89 78V77H88ZM117 78V77H116ZM143 78V77H142ZM151 78V77H150ZM158 78V77H157ZM159 78H161V77H159ZM169 78V77H168ZM197 78V77H196ZM207 78V77H206ZM218 78V77H217ZM12 79V78H11ZM91 79V78H90ZM92 79H93V77H92ZM121 79V78H120ZM216 79V78H215ZM18 80V79H17ZM17 80H16V82H17ZM20 80V79H19ZM92 81L93 83H95V84H93L94 85V88H96V86L98 85L99 87H100V85H102L103 86V84L101 83H98L97 85H96V81ZM114 80H115V78H114ZM149 80V79H148ZM153 80V79H152ZM172 80V79H171ZM193 80V79H192ZM191 80V81H192ZM198 80V79H197ZM197 80H195L194 82H195V84L196 83H198L197 82ZM212 80H214V78L212 79ZM13 81V80H12ZM40 81V80H39ZM84 81V80H83ZM83 81L81 82L82 84H83ZM117 81V80H116ZM139 81H140V79H139ZM145 80H143V82H144ZM154 81H156V80H154ZM20 82V81H19ZM18 82V83H19ZM67 82V81H66ZM75 82V81H74ZM132 82V81H131ZM142 82V83H143ZM176 82V81H175ZM1 83V82H0ZM85 83V82H84ZM150 83V82H149ZM159 83V81H157V85H158V87L159 86H161V83L160 84H158ZM3 84V83H2ZM40 84V83H39ZM77 84V83H76ZM79 84V83H78ZM91 84V85H92ZM136 84V83H135ZM172 84V83H171ZM216 84V83H215ZM4 85V84H3ZM8 85V84H7ZM13 85V84H12ZM20 85V84H19ZM40 85H42V84H40ZM84 85L85 84H83V85H80V86H83L84 87ZM111 85V84H110ZM109 85V86H110ZM112 85H113V83H112ZM131 85V84H130ZM138 85H140V84H138ZM149 85V84H148ZM198 85V84H197ZM18 86V85H17ZM53 86V85H52ZM61 86V85H60ZM89 86V88H91L92 86H90V85H88ZM102 86H101V89H102V91L100 90V91H96V89L94 90V91H92L93 90V87L91 88V92L89 91H86V90H88V89H86L87 88V86H86V88L84 89V91L82 90V91H78L76 88V90L74 89V91L76 92V91H78L77 92V94H76V97H77V99L75 98V97H72V95H73V93H74V91L71 89V91H70V89L68 90L67 89V87H64V91H60L61 92V94H65L64 92H65V88H66V90H67V93L65 94L66 95V97H67V95H68V93H69V91L70 92H72V95L70 96V95H68V103L67 104H69V102H70V99H71V97L74 99L75 98V100H81V99H85L86 98V103L87 104H90V103H92L91 101H95V100H97L98 101V96L99 95H101V94H103L102 96H104L105 94H107V96H104V97H102V98H105L104 100L106 101V99H108V102H109V98H110V96H111V98L113 99L114 97H115V92L114 93H112L111 92V90H110V92L107 90V91H103V88H102ZM145 86V87H144ZM199 85H198V87L200 88V89H202L201 87H200ZM216 86V85H215ZM55 87V86H54ZM127 87H129V86H127ZM197 87V88H198ZM1 88V87H0ZM16 88V87H15ZM18 88V87H17ZM32 88V87H31ZM57 88V87H56ZM68 88H71V87H68ZM109 88V87H108ZM111 88V87H110ZM117 88V87H116ZM145 88H148L149 90H148V94H150V93H153L154 91H152V89H153V87L152 88H150V87H147V85H143V89H145ZM155 88V87H154ZM190 88V87H189ZM2 89V88H1ZM5 89V88H4ZM19 89V88H18ZM29 89V88H28ZM27 89V90H28ZM80 89H82L81 87H80ZM79 89V90H80ZM100 89V88H99ZM132 89H134V88H132ZM142 89V90H143ZM3 90V89H2ZM1 90V91H2ZM62 90V89H61ZM90 90V89H89ZM98 90V89H97ZM105 90V89H104ZM147 90V89H146ZM146 90H143V92H144V95H146L147 94V91ZM7 91V90H6ZM9 91V90H8ZM7 91V92H8ZM122 91H123V89H122ZM121 91V92H122ZM125 91H126V89H125ZM128 91V90H127ZM135 91H137V89H135ZM158 91H159V88H158ZM6 92V93H7ZM19 92V91H18ZM35 92V91H34ZM60 92H59V94H60ZM63 92V93H62ZM188 92V91H187ZM30 93V92H29ZM49 93V92H48ZM52 93V92H51ZM120 93V92H119ZM126 93V92H125ZM129 93V92H128ZM130 93H131V91H130ZM136 93V92H135ZM156 93H161V91L160 92H156ZM58 94V95H59ZM70 94V93H69ZM108 94H110V96H109V98H108ZM114 95L113 97H112V95ZM154 94H155V92H154ZM166 94V93H165ZM205 94H207V95H205ZM16 95H18V94H16ZM30 95V94H29ZM46 95L47 94H45V97H46ZM51 94H49V96H50ZM55 95V94H54ZM62 95V96H63ZM120 95L122 96L123 94L122 93H120ZM127 95V94H126ZM126 95H125V97H126ZM133 95V94H132ZM141 95V94H140ZM151 95V94H150ZM150 95H148V96H150ZM158 95V94H157ZM7 96H9V95H7ZM75 96V95H74ZM117 96H118V94H117ZM120 96V97H121ZM129 96H131V95H129ZM147 96V95H146ZM154 96V95H153ZM167 96V95H166ZM55 97H57V94L55 95ZM87 97L90 99H87ZM94 97H95V99H94ZM123 97V96H122ZM138 97V96H137ZM142 97V96H141ZM143 97H145V96H143ZM156 97V96H155ZM160 95L158 96V97H156V98H158V100H157V102H156V104H155V101H156V99L154 100V103L151 101V104L149 105V103H148V101H149V99L151 98H147V106H148V108H146V109H148L149 110V108L151 109V105L153 104V108L155 107V109H154V117H156L155 115H158V114H160V113H157L156 114V112L155 111H157V112H159V106L158 107H156V105H159L160 104ZM209 97V96H208ZM1 98H3V95H2V97ZM62 98H65V96L64 97H62ZM93 98V99H92ZM101 98V99H102ZM110 98V99H111ZM153 98V97H152ZM151 98V99H152ZM45 99V98H44ZM48 99V98H47ZM67 99V98H66ZM66 99H62L61 101L62 102H60L61 104L63 103H65L64 101H66ZM92 99V100H91ZM100 99V100H101ZM127 98H125V101H127L126 100ZM131 99V98H130ZM135 99V98H134ZM42 100V99H41ZM57 100V99H56ZM55 100V101H56ZM72 100V99H71ZM74 100V101H75ZM116 100V99H115ZM124 100V99H123ZM177 100V99H176ZM48 101V100H47ZM60 101V100H59ZM73 101V102H74ZM87 101H89V103L87 102ZM97 101H95V105L94 106H96V104H98L97 103ZM120 101V107H118L119 109H117L118 111V116H116L118 119L120 118V114L122 113V115H121V117L122 118H120V122L118 121V123L119 124H117L116 122V124L114 123L113 124V122H114V120H113V122H112V120H107L106 122H102L100 119V121H99V123H98V121H96L97 122V124H95V123H92V124H90L89 123V119H87L86 118V116H87V113H86V115H85V120H83V119H81V120H83V122H85L86 121V119L88 120V121H86V122H88L89 123V125H88V123H87V125H88V128H90V129H88V131H87V129L85 128V126H84V128L85 129H83V127H82V133H83V131L85 130V133H86V131L88 132V136H85V134L83 133H80V131H78L77 130V132H79L77 135H76V133L77 132H73V130H75V129H73L72 130V127H69L70 125H74L76 122H75V120H73L75 123L74 124H71V120L70 121H68V122H70V123H68V122H66L65 120H64V118L66 117V116H68V115H63V114H65L66 112H65V108H63V107H65V104L63 105L62 104V108L61 109H64V113L63 114H61V116L63 117L62 119L60 118V120L59 121H57V118L56 117H54L53 116V119L54 118H56L55 119V121L54 120H50L49 118H48V116H47V118L49 119H47L48 120V122L50 123V125L49 126H51L50 128H49V130H47L48 129V127L47 126H45V127H47V128H45V127H40V126H38L37 125V127L35 126L36 125V123L38 122H36L35 124H33V122H32V119H31V121H29L27 124H32L33 125V128H31V127H28L29 125H25V123L23 122V121H25V120H23L22 122L24 123H22L21 122V119L20 120H18L19 121V126L20 127H22L23 125H25L26 127H28V128H30V129H28V128H26V129H28L29 131L27 132V133H30V130L31 129H33V131H35V129L37 128V131L36 132H33L32 130V132L33 133H37L38 134V131H39V129H41L42 128V130L45 128V130L44 131H41L42 133H43V135L47 138H44V136H42V134L40 133V131H39V135H41V137L39 136V135H36L35 134V136L36 137H32V135L33 134H31V135H29V137L31 136V139H36L38 136L40 137V138H44L43 139V141L45 140V141H47L48 143H50L51 144V146H50V144H48V145H46V146H48L49 147V149H52V151L50 150L49 151V149H48V147H46V146H44V144H43V146L44 147H46L48 150H47V152H51V155L53 154V157H55L56 156V154L57 153H61V155H62V153H63V155H64V153L66 152V154H68L67 156H68V159L66 158V160H65V163L67 162L68 164L70 163L71 165L68 167V168H66L67 166H68V164H66L67 166H65V164H64V166H65V168L66 169H69L70 168V172L69 173H71L72 172V165H73V167H74V164L72 163V162H74V160L76 161V159L75 158H77V162H82V159H88V158H86L87 156L89 157V160H90V158H91V156H93V158H95L96 156V158L98 159V156L100 157V156H102V157H106V156H114V159H115V157H116V155L118 154H120V153H122V151L123 150H125V149H120L117 145H119V143L118 144H116V142H115V134L113 133V130H114V127H116V126H120V128H121V126H124V125H127V123H129L130 122V119H133V117H134V113H135V111H136V109H137V107H138V105H136V106H134L133 105V99H132V102H131V105H129V101L128 102H125V101H121V100H119ZM118 101V102H119ZM159 101V102H158ZM174 101V100H173ZM28 103H29V101H27ZM77 103L79 102V101H76ZM75 102V103H76ZM108 102H106V103H108ZM116 102V101H115ZM122 102V103H121ZM125 102V103H124ZM144 102V101H143ZM176 102V101H175ZM34 103V102H33ZM71 103V102H70ZM74 103V104H75ZM76 103V105H78ZM81 103H83L82 101H81ZM80 103V104H81ZM84 103H85V101H84ZM85 103V104H86ZM124 103V104H123ZM138 103V102H137ZM136 103V104H137ZM146 103V102H145ZM158 103V104H157ZM200 103V102H199ZM0 104H1V101H0ZM58 104V103H57ZM73 103H72V106H73V108L74 109H76V107H75V105H74ZM86 104V105H87ZM101 104V103H100ZM99 104V105H100ZM144 103H142V105H143ZM155 104V105H154ZM28 105H30V104H28ZM101 105H103V104H101ZM101 105L99 106L100 107V109H103V108H101ZM181 105V104H180ZM35 106V105H34ZM70 107H71V104L69 105ZM90 106H92V105H90ZM110 105H108L107 104V109H108V107H109ZM144 106V105H143ZM147 106H145V107H147ZM164 106V105H163ZM171 106V105H170ZM183 106V105H182ZM31 107V106H30ZM30 107H29V109H30ZM60 107V106H59ZM70 107H69V109H70ZM98 107V106H97ZM96 107V108H97ZM98 107V108H99ZM103 107V106H102ZM111 107H113V106H111ZM141 107V104H140V106H139V108ZM194 107V106H193ZM10 108V107H9ZM39 108V107H38ZM41 108V107H40ZM50 108V107H49ZM68 107H66V110H67V113L69 114V112H68V109H67ZM78 108V107H77ZM82 108V106H80V109ZM87 109H88V107H86ZM85 108V105H84V110H87ZM93 108V107H92ZM95 107L93 108V111L91 112V114H93V113H95V109H96ZM97 108V110L99 111V109ZM144 108V107H143ZM26 109V108H25ZM36 109H37V107H36ZM47 109V108H46ZM45 109V110H46ZM60 109V110H61ZM83 109H81V111L80 110H78V111H80V113L82 114V111H84ZM89 109L91 110V108L89 107ZM89 109H88V111H89ZM113 109H115V107L114 108H112V111H113ZM24 110V109H23ZM77 110V109H76ZM75 110V111H76ZM96 110V111H97ZM104 110H106V108L104 107ZM138 110V109H137ZM140 110V109H139ZM17 111V110H16ZM73 111V110H72ZM75 111H73V116L75 117V115L77 114V115H79L80 113L79 112H77L76 111V113H75ZM97 111V112H98ZM101 111V110H100ZM109 111V110H108ZM111 111V110H110ZM119 111H121V112H119ZM147 111V110H146ZM168 111H170V110H168ZM192 111V110H191ZM194 111V110H193ZM193 111H192V113H193ZM20 112V111H19ZM29 112H31L32 113V111L30 110ZM34 112V111H33ZM39 112V111H38ZM47 112H48V110H47ZM53 112V111H52ZM59 112V111H58ZM102 113L104 112V119L106 118H108V117H110V116H108L107 117V115H106V117H105V114H108L107 112L105 113V111H101ZM150 112V111H149ZM149 112H147V114L149 113ZM188 112V111H187ZM197 112V113H198ZM5 113V115L3 114V111H1L0 112V114L2 115H4V116H6L7 114L10 116V113H6V112H4ZM22 113V112H21ZM25 113H26V111H25ZM35 113V112H34ZM60 113V112H59ZM66 113V114H67ZM79 113V114H78ZM137 113V112H136ZM141 113H143V110H141ZM145 113V112H144ZM152 113H153V111H152ZM189 113H190V111H189ZM11 114H12V112H11ZM28 114V113H27ZM75 114V115H74ZM81 114L79 115V117L81 116ZM164 114V113H163ZM171 114V113H170ZM184 114H186V113H184ZM183 114V115H184ZM2 115V116H3ZM6 116V117H4V122H3V120L1 119V122H2V124H1V122H0V129L2 128V129H4V130H6L5 132H6V134H3V136L4 135H6V137H7V135H8V133H15L14 131L15 130H17L18 131V129H16L15 128V126L13 127V125H11V127H13V128H15V129H11V128H9V130L10 131H8V133H7V128H6V124H13V122H14V118L12 119V115L10 116V120H13V122L11 121L10 122V120H9V116ZM70 115H71V113H70ZM69 115V116H70ZM76 115V116H77ZM83 115V114H82ZM137 115V114H136ZM149 115H151L152 116V114H149ZM167 115V114H166ZM165 115V116H166ZM176 115V114H175ZM189 116H190V114H188ZM187 114H186V116H188ZM19 116V115H18ZM33 116V115H32ZM59 117H60V114L58 115ZM68 116V117H69ZM72 116V115H71ZM130 116V117H129ZM159 116V115H158ZM157 116V117H158ZM161 116V115H160ZM164 116V115H163ZM162 116V117H163ZM171 116V115H170ZM29 117V116H28ZM58 117V118H59ZM67 117V118H68ZM74 117H73V119H74ZM114 117V116H113ZM153 117V118H154ZM180 117H182L181 115H180ZM193 117V116H192ZM34 118V117H33ZM38 118H39V115H38ZM130 118V119H129ZM134 118H136V116L134 117ZM190 118V117H189ZM199 118H201V117H199ZM27 119V118H26ZM103 118H102V120H104ZM105 119V120H106ZM110 119V118H109ZM111 119H113V118H111ZM138 119V118H137ZM181 119V118H180ZM16 120V119H15ZM29 120V118L26 120V121H28ZM41 120H43V119H41ZM40 120V121H41ZM46 120V119H45ZM47 120L44 122V120H43V122L44 123H46L47 122ZM77 120V119H76ZM117 120V119H116ZM196 120H197V118H196ZM201 120V119H200ZM7 123H6V122ZM18 121L16 122L15 121V125H17V128L19 127L18 126ZM35 121H36V119H35ZM34 121V122H35ZM79 121V120H78ZM23 124H21V123ZM83 122H80L81 124H83ZM91 122V121H90ZM132 122H133V124L134 123H136V121L134 120H132ZM146 122V121H145ZM145 122H143V123H145ZM189 122H190V120H189ZM199 122V121H198ZM201 122V121H200ZM6 123V124H5ZM39 123H42V122H39ZM67 123H68V125H67ZM78 123V122H77ZM157 123V122H156ZM5 125L4 127L6 128H4L2 125ZM80 124V125H81ZM129 124H131L132 125V123L130 122ZM151 125V123H147V125ZM186 124H188V123H186ZM190 124V123H189ZM201 124V123H200ZM216 124H219V126L220 127H218ZM135 126H136V124H134ZM133 125V126H134ZM148 125V126H149ZM134 126V127H135ZM143 126V125H142ZM8 127V126H7ZM10 127V126H9ZM36 127V128H35ZM73 127H75V125L73 126ZM77 127V126H76ZM81 127V126H80ZM87 127V126H86ZM138 127V126H137ZM164 127V126H163ZM35 128V129H34ZM136 128V127H135ZM155 128H157V127H155ZM165 128V127H164ZM1 129V130H2ZM22 129H24V127H22ZM77 129H79V128H77ZM116 129H117V127H116ZM115 129V131H117ZM121 129H123V128H121ZM142 129H143V127H142ZM0 130V134H1V131ZM12 130H14V131H12ZM46 130L49 132V134L48 135H46V133H48V132H46ZM148 130V129H147ZM171 130V129H170ZM179 130V129H178ZM114 131V132H115ZM122 131H124V130H122ZM143 131H144V129H143ZM164 131V130H163ZM177 131V130H176ZM20 134L21 133H23L24 134V131L22 130V132H21V130L20 131H18ZM145 132V131H144ZM2 133H4V132H2ZM26 133V134H27ZM147 133H148V131H147ZM9 134V135H10ZM116 134H117V132H116ZM120 134V133H119ZM160 134V133H159ZM162 134V133H161ZM182 134V133H181ZM19 134H17L16 136H18ZM86 135H87V133H86ZM150 135H151V133H150ZM149 134H148V137L150 136ZM187 135H188V132H187ZM252 135H254V137L252 136ZM11 136V135H10ZM15 136V135H14ZM20 136H22V135H20ZM24 136H25V134H24ZM48 136V137H47ZM76 136V137H75ZM123 137H124V135H122ZM129 136H131V135H129ZM143 136V135H142ZM152 136V135H151ZM0 137H1V135H0ZM6 137L4 136V141L2 140L1 141V139H0V144H1V142H3V143H5V141H8L10 138L9 137H7L8 139L7 140H5L6 139ZM27 138H28V134H27V136H26ZM26 137H24L23 139V141L24 142H28L27 140H25V139H27ZM38 137V138H39ZM2 138V137H1ZM12 138H13V134H12ZM11 138V142H13V139ZM128 138V137H127ZM140 138H142V137H140ZM150 139H152V137H149ZM159 138H161V137H159ZM207 138V137H206ZM15 139V138H14ZM31 139H30V141L29 142H31ZM78 139V140H77ZM119 139V138H118ZM117 139V140H118ZM123 139V138H122ZM135 139H136V137H135ZM166 139V138H165ZM15 140H17V141H15ZM14 140V143L16 142V144H14V143H12V145H11V142H9V144H8V148H6L7 147V143H5V145H4V147H5V149H8V150H10L11 148V146L12 147H14V149L16 148V146H18V144L20 143V142H18L19 140L20 141H22V137L21 138H19V140H18V138L17 139H15ZM38 140V139H37ZM116 140V141H117ZM124 140L126 141V143H125V145H128V144H130V142L132 141V142H134L133 141V139H131V138H129V140L127 141L125 138H124ZM131 140V141H130ZM164 140V139H163ZM205 140V139H204ZM22 141V142H23ZM34 141V140H33ZM36 141V140H35ZM40 141H42L41 139H40ZM77 141H78V143H77ZM119 141H121V138H120V140ZM124 141V142H125ZM137 141V140H136ZM154 141H155V139H154ZM160 141V140H159ZM158 140H157V142H159ZM23 142V143H24ZM37 142H39V141H37ZM105 142H107L109 145H107V144H105L104 145V143ZM121 142H123V140L121 141ZM124 142H123V145H124ZM132 142H131V144H132ZM139 142H141V140L139 139ZM2 143V144H3ZM18 143V144H17ZM34 143V142H33ZM73 143H75V145H73ZM137 143H138V141H137ZM136 143V144H137ZM166 143H168V142H166ZM171 143V142H170ZM30 144V143H29ZM34 144H36V143H34ZM46 144V143H45ZM63 144H65V145H63ZM116 144V145H115ZM130 144V145H131ZM136 144H134V146L136 145ZM148 144V143H147ZM150 144H151V142H150ZM150 144H148V145H150ZM175 144V143H174ZM9 145H11V146H9ZM16 145V146H15ZM42 145V144H41ZM129 145V146H130ZM160 144L159 143H157V146H159ZM180 145L182 146L183 144H181L180 143ZM179 145V146H180ZM25 146H29V145H25ZM24 146V147H25ZM32 145H30V147H31ZM36 146V145H35ZM42 146V148L43 149H45V151H44V153L46 152V148H44ZM106 146H108L107 148H106ZM133 146V147H134ZM139 146H141V143H140V145H138V146H136L137 148L139 147ZM143 146H144V144H143ZM156 146V147H157ZM175 146V145H174ZM177 146V145H176ZM175 146V147H176ZM193 146V145H192ZM2 149H4L3 147H2V145L0 146ZM21 147L22 146H20L19 147V149L18 150H21V151H19L18 152V154L17 153H15V154H17L18 156H17V158L19 157V155L21 154V152H22V149H21ZM24 147H22V148H24ZM40 147V146H39ZM153 147H154V145H153ZM175 147H173V148H175ZM188 147V146H187ZM27 148H29V147H27ZM34 149H35V147H33ZM42 148H40L41 149V151L43 150ZM137 148H133L134 150H136ZM178 148V147H177ZM182 148H184V147H182ZM185 148H186V146H185ZM189 148V147H188ZM4 149V151L2 152V150L0 151V157L3 155V153L4 152H6L7 150H5ZM14 149H12V151L14 150ZM17 149H15V152H17ZM31 149H32V147H31ZM30 149V150H31ZM33 149V151H29L30 153H31V155H30V153H28V151H25V152H27L28 153V155H26V157L27 156H32L33 154H35L36 153V155H37V151L36 152H34L35 150ZM131 149V148H130ZM158 149V148H157ZM27 150V149H26ZM37 150H39V148L37 149ZM138 151H140V153H141V150H140V148H138L137 149ZM137 150H136V152H137ZM155 150V149H154ZM174 150V149H173ZM188 150V149H187ZM65 151V152H64ZM126 151V150H125ZM143 151H144V149L142 150V153H143ZM146 151H148V150H146ZM159 151V150H158ZM176 151H177V149H176ZM181 151V150H180ZM184 151V150H183ZM185 151H186V149H185ZM8 152V151H7ZM11 152V151H10ZM25 152H22L23 153V155H24V153ZM53 152V153H52ZM2 153V154H1ZM26 153V154H27ZM43 152H41L40 154H42ZM49 153H47V154H49ZM56 153V154H55ZM125 153H127V152H125ZM137 153H139V152H137ZM139 153V154H140ZM148 153V152H147ZM174 154H175V152H173ZM242 153H246V154H242ZM10 154H11V156H10ZM14 154V155H15ZM66 154H65V156H66ZM69 154H71V156L69 155ZM75 154H77V155H81L82 157L84 156V154H85V158H79V159H81L80 161L78 160V157L79 156H77V157H75ZM139 154H137V155H139ZM157 154V153H156ZM177 154V153H176ZM187 154V153H186ZM189 154V153H188ZM188 154H187V156H188ZM205 154V153H204ZM248 154V155H247ZM12 155H13V153H9V155L6 153V156H8V158H11L12 157ZM13 155V156H14ZM38 155H39V152H38ZM50 155V154H49ZM55 155V156H54ZM121 155V154H120ZM120 155H119V157H120ZM149 155V154H148ZM190 155V154H189ZM208 155V156H209ZM5 156V154L3 155V158L4 157H6ZM10 156V157H9ZM29 156V157H30ZM34 156L35 155H33V158H34ZM42 156V155H41ZM43 156H45L44 154H43ZM58 156H60V154L59 155H57V159L59 160V157ZM65 156L63 157V158H65ZM66 156V157H67ZM72 156L74 157V158H72ZM95 156V157H94ZM141 156V155H140ZM183 156V155H182ZM187 156H185V158H188ZM191 156L192 155H190V159H189V161L192 159L191 158ZM202 156V155H201ZM21 155H20V159L17 161V163L19 162V161H21V160H23V162L25 161L26 162V160L25 159H21ZM23 157H25V156H23ZM28 157V158H29ZM46 157V156H45ZM61 157V159H63ZM122 157V156H121ZM131 157H132V155H131ZM130 157V158H131ZM155 157V156H154ZM2 158V157H1ZM2 158V159H3ZM7 157H6V160L8 159ZM14 158H16V155L14 156ZM13 158V159H14ZM36 158V157H35ZM38 158V157H37ZM49 158V156L47 157V159ZM69 158H70V160L71 159H74V160H72V161H70L69 160ZM93 158H91V161H92V159ZM95 158V159H96ZM174 158V157H173ZM182 157H180L179 159H181ZM5 159V158H4ZM12 159V160H13ZM30 159V158H29ZM44 159V158H43ZM47 159H45V160H47ZM54 159V158H53ZM56 159V158H55ZM56 159V161H58ZM60 159V160H61ZM99 159H101V158H99ZM117 159H118V157H117ZM142 159V158H141ZM146 159H148L147 157H146ZM146 159H144V162H145V160ZM150 159V158H149ZM156 159V158H155ZM154 159V160H155ZM161 159V160H160ZM159 159V156H158V161H159V163H160V161L162 162V157ZM165 160H166V158H164ZM175 159V158H174ZM1 160V159H0ZM17 159H14V162H11L10 163V161H11V159L8 161V164L10 165V164H12L13 163V165L15 166L17 163L15 162ZM28 160V159H27ZM32 160V159H31ZM34 160V159H33ZM32 160V161H33ZM37 161H38V159H36ZM35 160V161H36ZM88 160V161H89ZM120 160V159H119ZM123 160V161H122ZM122 160L120 161V162H125L124 160H126V158L125 159H123V157H122ZM151 160V159H150ZM154 160H151V161H153L154 162ZM169 160V158L166 160V161H168ZM183 160V159H182ZM181 160V162H182V164L181 165H179V164H177L176 162H178V160H176V162H175V164L177 165V167L176 168H183L184 170H188V168H191V170H197V172L199 171L198 170V168L196 167V165L193 163H191V162H193V159H192V161L191 162H189L188 160L186 161V159H185V161H184V163H183V161ZM201 160H203V159H201ZM204 160H206V159H204ZM243 160V161H242ZM30 161V160H29ZM34 161V162H35ZM51 161V160H50ZM56 161L54 162L55 163V165L54 166H56V165H58L57 166V168L59 167V165H62V163L61 162H63V160H61V164H58V162H57V164H56ZM84 161V160H83ZM91 161H89V163L91 162ZM108 161V160H107ZM107 161L104 163V161H103V163H104V166H105V169L107 168V166H108V164L107 165H105L106 163H107ZM111 163H113V160H109ZM109 161H108V163H109ZM128 161V160H127ZM131 161V160H130ZM137 161V160H136ZM141 161V160H140ZM148 161V160H147ZM156 161H157V159H156ZM155 161V162H156ZM248 161V162H247ZM250 161V162H249ZM1 162V161H0ZM25 162H24V164H25ZM28 162V161H27ZM41 162L44 164V161L43 160H41ZM41 162H36L37 164H40ZM47 162V161H46ZM45 162V163H46ZM48 162H49V160H48ZM53 162V161H52ZM115 162V161H114ZM119 162V163H120ZM129 162V161H128ZM142 162V161H141ZM152 162V163H153ZM164 162V161H163ZM163 162H162V164H163ZM172 162V161H171ZM174 162H172V164L171 165H174L173 163ZM180 162V161H179ZM178 162V163H179ZM180 162V163H181ZM205 162V161H204ZM247 162V163H246ZM252 162V163H251ZM3 162H1L0 163V165L2 164ZM15 163V164H14ZM19 163H21V162H19ZM29 163V162H28ZM50 163V162H49ZM48 163V164H49ZM79 163V164H80ZM85 163H88L87 162V160L85 161ZM147 163V162H146ZM157 163V162H156ZM155 163V164H156ZM165 163L166 162H164V164L163 165H165ZM168 163H169V161H168ZM198 163V162H197ZM203 163V162H202ZM207 163V164H208ZM24 164H23V166H24ZM27 164V163H26ZM32 164V163H31ZM30 164V167L32 166L33 167V164L31 165ZM42 164V165H43ZM48 164L46 165V166H48ZM51 164V163H50ZM92 164V163H91ZM99 164L101 165V163L99 162ZM98 164V166L100 167V165ZM127 164H129V165H126L127 167H129V168H125L124 170H125V172L127 171V170H133V167H131L130 168V162L129 163H127ZM170 164V163H169ZM169 164L167 165H165L164 167H165V169H166V171L168 172H170V170H169ZM13 165H11V170L13 169V171L17 168V167H14ZM41 165V166H42ZM53 165V164H52ZM76 165V167L77 166H80V165H77V164H75ZM90 164H87V165H82L84 168H85V166H89ZM117 165V164H116ZM124 165V166H125ZM162 165V166H163ZM176 165H174L173 167L172 166H170L172 169V171H173V168L176 166ZM205 165H206V163H205ZM26 166H28L29 167V164H27ZM26 166H24V167H26ZM43 166H45V165H43ZM63 166V167H64ZM92 166H93V168H92ZM119 166H120V164H119ZM121 166H123V164H121ZM120 166V167H121ZM123 166V167H124ZM150 166V168H151V166L152 165H149ZM155 166V165H154ZM212 166V168L213 169H215L214 167V165H211ZM211 166L209 165V168H211ZM214 166V167H213ZM248 166H246V167H248ZM1 167H4V169H6L7 167H8V165H6V166H0V170H2L1 169ZM12 167H14V168H12ZM28 167H26L27 168V170H29V169H33L32 167L31 168H29L28 169ZM34 167H35V165H34ZM40 167V166H39ZM39 167H38V165H37V167L36 168H38L39 169ZM50 167V166H49ZM82 167V168H83ZM90 167H91V169L94 171V170H96V169H94V167H96L97 169H100V168H98L97 167V164L96 163H94V164H92V165H90L89 166V169H90ZM103 167V166H102ZM113 167V166H112ZM118 167V166H117ZM119 167V168H120ZM147 166H145V169H144V167H142L143 169L142 170H144V171H146V169H147V171H149L148 170V168H146ZM160 167H161V165H160ZM167 167V168H166ZM206 167V166H205ZM236 167V168H235ZM21 168H22V166H21ZM44 168V167H43ZM51 168H53L52 170H49V171H52V173H50L49 171H45V168H44V170L43 171H45L46 172V175H47V173L49 172L50 173V175H52L53 173L55 174V171H56V168L54 169V167L53 166H51ZM62 168V167H61ZM65 168H62V169H60V167L58 168V170L60 169V170H63V169H65ZM80 169L81 170V166L80 167H77V169ZM116 168V167H115ZM135 168V167H134ZM138 168V167H137ZM157 168V167H156ZM162 168V167H161ZM200 168H201V166H200ZM209 168H207V170L209 169ZM211 168V169H212ZM241 168H243V167H241ZM49 169V168H48ZM47 169V170H48ZM66 169L64 170V172H67L66 171ZM78 169V170H79ZM88 169V168H87ZM90 169V171H92ZM103 169V168H102ZM112 170H113V168H111ZM116 169H118V168H116ZM115 169V170H116ZM120 169H123V168H120ZM136 169V168H135ZM140 169V168H139ZM165 169H164V171H165ZM201 169H204V165H203V167L201 168ZM211 169H210V172H211ZM233 169V170H234ZM240 169V168H239ZM6 170H7V172H6ZM5 170V173H8V171L10 170L9 169V167L7 168ZM18 170V169H17ZM24 170V169H23ZM55 170V171H54ZM59 170V172H61ZM119 170V169H118ZM118 170L116 171V172H118ZM124 170H122V173H123V171ZM132 170H131V172H132ZM152 170V169H151ZM162 171H163V169H161ZM175 170V169H174ZM190 170V169H189ZM207 170H205V171H207ZM227 170V171H228ZM251 170V171H252ZM4 171V170H3ZM26 171V170H25ZM34 170H32V172H33ZM37 171H39V170H37ZM40 171H41V168H40ZM39 171V172H40ZM76 171V170H75ZM82 171V170H81ZM83 171H84V169H83ZM87 171V170H86ZM89 171V170H88ZM101 171V170H100ZM100 171H98L99 173H100ZM103 171H104V169H103ZM105 171H107V173H108V171H110L108 168H107V170H105ZM135 171H137V169L135 170ZM134 171V172H135ZM154 171H155V169H154ZM157 174L159 173V168H157ZM165 171V172H166ZM179 171V170H178ZM177 171V172H178ZM194 171H193V173H194ZM200 171H202L203 172V170H200ZM213 171V170H212ZM226 171V172H227ZM238 171V170H237ZM240 171H241V169H240ZM16 172V171H15ZM14 172V173H15ZM59 172L58 171H56V174L58 173V175H59ZM64 172L62 171L60 174H62L61 176H63V174H64ZM130 172V173H131ZM138 172H140V171H138ZM138 172H136V173H138ZM174 172V171H173ZM180 172V171H179ZM186 172H188V171H186ZM191 172V171H190ZM197 172H195L194 173V175L195 174H197ZM201 172V173H202ZM256 172V173H255ZM9 173H11V171L9 172ZM13 173V174H14ZM35 173V172H34ZM37 173V172H36ZM49 173H48V175H49ZM69 173H65L64 174V176H63V178L64 177H66L65 175L66 174H69ZM72 173H74V171L72 172ZM76 173H77V171H76ZM114 173H115V171H114ZM135 173V174H136ZM143 173V172H142ZM163 173V172H162ZM161 173V174H162ZM172 173V172H171ZM201 173H200V175H201ZM205 173H207V172H205ZM213 173H214V171H213ZM212 173V174H213ZM222 173V174H223ZM230 173V172H229ZM252 173V174H253ZM12 174V176H14ZM55 174V175H56ZM75 174V173H74ZM74 174H71V175H74ZM84 174H86V172L84 173ZM87 174H89V172L87 173ZM92 174V173H91ZM93 174H97L96 172L95 173H93ZM92 174V175H93ZM126 174V173H125ZM148 174V173H147ZM166 174V173H165ZM173 174V173H172ZM185 174V173H184ZM253 174V175H254ZM47 175V176H48ZM49 175V176H50ZM95 175H94V177H95ZM106 175H108V174H106ZM114 175V174H113ZM159 175V174H158ZM157 175V176H158ZM193 175V174H192ZM204 173H203V175H201V177L202 178H204ZM211 175V174H210ZM224 175V174H223ZM258 175H260L259 177H257ZM9 176H10V174H9ZM20 176V175H19ZM27 176V175H26ZM28 176H29V174H28ZM44 176V175H43ZM49 176H48V178H49ZM111 176V175H110ZM109 176V177H110ZM120 176V175H119ZM154 176V175H153ZM160 176V175H159ZM164 175H162V177H163ZM173 176V175H172ZM171 176V177H172ZM212 176V175H211ZM210 176V177H211ZM263 176V177H262ZM21 177V176H20ZM42 177V176H41ZM86 177V178H85ZM94 177L93 176H91V178H93L94 179ZM100 177V176H99ZM205 177H206V175H205ZM214 177V176H213ZM218 177V176H217ZM224 177V176H223ZM223 177H221V178H223ZM233 177V176H232ZM242 177V176H241ZM252 177V176H251ZM262 177V178H261ZM33 178V177H32ZM51 178V177H50ZM72 178H74V177H71V179ZM77 179L78 178H81V176L80 177H76ZM75 178V180H77ZM89 179V175H88V177H87V175H85L84 176V179ZM91 178L89 179L90 180V182L93 180H91ZM96 178V177H95ZM101 178V177H100ZM111 178V177H110ZM114 178V177H113ZM164 178V177H163ZM193 178H196V177H194L193 176ZM201 178V179H202ZM246 178V177H245ZM244 178V179H245ZM253 178V177H252ZM10 179V178H9ZM20 179V178H19ZM36 179V178H35ZM47 179V178H46ZM62 179V178H61ZM60 179V180H61ZM67 179V178H66ZM71 179H67V180H69V181H72ZM99 179V178H98ZM105 179V178H104ZM173 179V178H172ZM186 179V178H185ZM253 179H255V178H253ZM252 179V180H253ZM264 179V178H263ZM29 180H31V179H29ZM29 180H28V182H29ZM51 180H53V178H51ZM56 180H57V178H56ZM55 179L53 180V181H56ZM65 179H63V181H64ZM79 181V183H80V185L85 181H83V179H78ZM119 180V179H118ZM130 180V179H129ZM191 180H192V178H191ZM197 180H198V178L196 179V182H197ZM223 180H225L224 178H223ZM257 180V179H256ZM14 181V180H13ZM27 181V180H26ZM48 181L49 182H52V181H50V179H47V183H48ZM125 181V180H124ZM145 181V180H144ZM160 181H162V178H161V180ZM192 181H194V180H192ZM192 181H190L191 183H194V182H192ZM202 181V180H201ZM15 182V181H14ZM13 182V184H16V183H14ZM38 182H40L41 183V180L40 181H38ZM38 182H37V184H38ZM46 182V181H45ZM57 182H59L58 180H57ZM66 182H68V181H66ZM87 182H88V180L87 181H85L84 183L86 184V185H92V182L91 183H89V184H87ZM93 182H95L94 180H93ZM99 182L101 183V182H103V184H105L104 183V181H103V178H102V181L101 180H99ZM106 182V181H105ZM115 182V181H114ZM133 182V181H132ZM163 182V181H162ZM170 182H172V180L170 181ZM181 182V181H180ZM195 182V183H196ZM198 182H200V181H198ZM197 182V185H199V183ZM204 182H207V180H205ZM228 182V181H227ZM253 182V181H252ZM6 183V182H5ZM18 183H20L19 181L17 182V184ZM25 183H27V182H25ZM33 183V182H32ZM32 183H30V184H32ZM36 183V182H35ZM98 183V182H97ZM99 183V184H100ZM108 183V182H107ZM116 183V182H115ZM160 183V182H159ZM158 183V184H159ZM177 183H178V181H177ZM185 183V182H184ZM222 183H223V181H222ZM254 183H256V185L258 184V181H254ZM16 184V185H17ZM37 184H36V186H37ZM95 184V183H94ZM128 184V183H127ZM153 184V183H152ZM166 184V183H165ZM172 184V183H171ZM175 185H176V183H174ZM181 184H183V183H181ZM200 184H201V182H200ZM204 184V187H205V183H203ZM206 184H208V183H206ZM210 184V183H209ZM224 184V183H223ZM233 184V183H232ZM239 184V183H238ZM260 184V185H261ZM3 185H4V183H3ZM20 185V184H19ZM19 185H18V187L17 188H19ZM24 185V184H23ZM27 185V184H26ZM38 185H40V184H38ZM41 185H43V184H41ZM45 185H46V183H45ZM73 184H71L70 186L72 187V188H74V186H72ZM83 185V184H82ZM86 185H84V186H82V188L84 187H86ZM109 185V183L106 185V186H108ZM111 185H113L112 183H111ZM111 185H109L110 187H111ZM121 185V184H120ZM159 185H161V184H159ZM158 185V186H159ZM168 185V184H167ZM211 185H213V183L211 184ZM250 185V184H249ZM259 185V186H260ZM5 186V185H4ZM14 186V185H13ZM21 186V185H20ZM28 186H30L29 184H28ZM54 186V188H56V186L55 185H53ZM93 186V188H98V187H96L97 186V184H96V186L95 185H92ZM95 186V187H94ZM125 186V185H124ZM138 186V185H137ZM143 186V185H142ZM148 186V185H147ZM147 186H145V187H147ZM155 186V185H154ZM194 186V185H193ZM201 186H203L202 184H201ZM201 186H200V188H201ZM241 186V185H240ZM245 186V185H244ZM251 186V185H250ZM1 187V186H0ZM3 187V186H2ZM27 187V186H26ZM38 187L39 186H37V189H38ZM41 187V186H40ZM47 187V186H46ZM51 187V190H53V191H55L56 189H52V186H50ZM62 187V186H61ZM71 187H69V189L71 190V191H73L72 189H71ZM144 187V188H145ZM169 187V186H168ZM178 187V186H177ZM176 187V188H177ZM183 187H184V185H183ZM213 187V186H212ZM228 187H229V185H228ZM261 188H262V186H260ZM21 188V187H20ZM24 188V190H25V187H23ZM22 188V189H23ZM34 188H35V186H34ZM66 188V187H65ZM68 188V187H67ZM87 188H90V187H87ZM104 188V187H103ZM103 188H100V189H103ZM156 188V187H155ZM159 188V187H158ZM167 188V187H166ZM174 188V187H173ZM20 190V191H23V190ZM29 189H30V187H29ZM45 189V188H44ZM57 189H62V188H57ZM75 189H76V187H75ZM74 189V191H76ZM86 189V188H85ZM105 189V188H104ZM106 189H109V188H106ZM113 189V188H112ZM145 189H147V188H145ZM202 189H203V187H202ZM205 189V188H204ZM227 189L228 188H226L224 191H221V192H219V193H217V201H219L218 203H221L220 205H223L222 203H226V205H227V203L229 202V201H234L235 203H237V202H240V200H239V197H237L236 196V194H235V196H233L232 197V199H234V200H231L230 199V197L228 196V193H227ZM27 190H28V188H27ZM34 189H32V191H33ZM41 190V189H40ZM39 190V192H41ZM91 190V189H90ZM92 190H94V189H92ZM97 190V189H96ZM111 190V189H110ZM117 190V192H118V189H116ZM147 190H149V189H147ZM229 190V189H228ZM19 191V190H18ZM31 191V192H32ZM38 191V190H37ZM63 191H64V189H63ZM67 191V190H66ZM86 191V190H85ZM89 191V190H88ZM103 191V190H102ZM101 191V192H102ZM107 191V190H106ZM113 192H114V190H112ZM121 191H122V189H121ZM131 191V190H130ZM157 191V190H156ZM178 191H180V190H178ZM263 191V190H262ZM34 192V191H33ZM43 193L45 192V190L44 191H42ZM41 192V193H42ZM51 192V191H50ZM96 193H99L98 192V190L97 191H95ZM100 192V193H101ZM112 192V193H113ZM117 192H115L116 193V195H115V193H113L114 195H115V197L116 196H118L117 195ZM158 192V191H157ZM183 192V191H182ZM201 192H203V191H201ZM249 192V191H248ZM24 193V192H23ZM23 193H21V194H23ZM27 193H29V192H27ZM38 193V192H37ZM42 193V194H43ZM46 193H48L47 191H46ZM66 193V192H65ZM88 193H90V192H88ZM87 193V194H88ZM92 193V192H91ZM94 193V192H93ZM104 193H106L105 191H104ZM119 193H121V192H119ZM126 193V192H125ZM131 193V192H130ZM174 193V192H173ZM176 193V192H175ZM20 194V193H19ZM25 194V193H24ZM24 194H23V196H24ZM34 194H35V192H34ZM50 194V193H49ZM77 194H79V193H77ZM102 194V193H101ZM100 194V195H101ZM150 194V193H149ZM153 194V193H152ZM159 194V193H158ZM157 194V195H158ZM183 194V193H182ZM195 194V193H194ZM201 193H199L198 195H200ZM205 194V193H204ZM203 193L201 194V195H204ZM248 194V193H247ZM29 195H32L33 196V194H28V196ZM41 195V194H40ZM44 195V194H43ZM42 195V196H43ZM60 195V194H59ZM94 194H92V196H93ZM107 194H102V196H106ZM123 195H124V193H123ZM127 195H128V192H127ZM151 195V194H150ZM150 195H148V196H150ZM180 195V194H179ZM200 195V196H201ZM250 195V197H252V199L253 200H256V197L255 196H253V194H249ZM262 196L264 195V192L261 194ZM22 196V197H23ZM27 196V195H26ZM27 196V197H28ZM48 196V195H47ZM52 196H53V193H52ZM58 196V195H57ZM67 196V195H66ZM65 196V197H66ZM96 196H98L97 194H96ZM101 196V197H102ZM109 196H110V191H109ZM108 195L106 196L107 198H112V197H109ZM30 197V196H29ZM38 197V196H37ZM41 197V196H40ZM46 197V196H45ZM64 197V198H65ZM77 197H78V195H77ZM80 197V196H79ZM82 197H83V195H82ZM93 197H95V196H93ZM101 197H100V199H101ZM146 197H147V195H146ZM152 197V196H151ZM154 197V196H153ZM152 197V198H153ZM156 197H158V196H156ZM182 197H184V195L182 196ZM188 197H189V195H188ZM255 197V198H254ZM258 197V196H257ZM30 198H32V197H30ZM67 198H69V197H67ZM75 198H76V196H75ZM88 199V197H85V200L86 201H89V200H87ZM91 198V197H90ZM98 198L99 197H96V199H97V201H98ZM149 198V197H148ZM195 198V197H194ZM198 198H200V200H202L201 199V197H198ZM197 198V199H198ZM207 197L205 196V200H207L206 199ZM213 198H214V196H213ZM263 198H264V196H263ZM263 198L261 197H259V198H257V200L256 201H259L260 202V200H262V204H263ZM22 199V198H21ZM43 199V198H42ZM51 199V198H50ZM56 199V198H55ZM74 199V198H73ZM72 199V200H73ZM91 199H93V198H91ZM127 199H129L128 197H127ZM151 199V198H150ZM153 199H155V198H153ZM174 199H175V197H174ZM187 199V198H186ZM204 199V198H203ZM259 199V200H258ZM35 200V196L32 198V199H30V200H28V198H27V200L25 199V197H24V199H22V201H24V203H26V201L28 202V201H34ZM49 200V199H48ZM82 200V199H81ZM83 200H84V198H83ZM83 200H82V203H83ZM84 200V202L85 203H83V205L85 204V205H87L88 203L86 202ZM95 200V199H94ZM116 200V202L118 201V200H121V199H115ZM155 200H160V199H155ZM177 200V199H176ZM36 201V200H35ZM57 201V200H56ZM76 201H78V200H76ZM151 201H152V199H151ZM173 201V200H172ZM199 201V200H198ZM244 201H246V202H248L247 204H249V201H247L246 200V198L244 199ZM45 202V201H44ZM49 202H50V200H49ZM53 202V201H52ZM64 202V201H63ZM67 202V201H66ZM70 202V201H69ZM73 202H75V201H73ZM72 202V203H73ZM79 202V201H78ZM93 203H94V205H95V202L96 201H92ZM91 202V204H93ZM104 202H105V200H104ZM107 202H109L110 203V201H107ZM113 202V201H112ZM111 202V203H112ZM146 202H147V200H146ZM150 201H148L147 202V204L149 203ZM161 202V201H160ZM175 202V201H174ZM193 202V201H192ZM197 202V201H196ZM207 202H208V200H207ZM212 202V201H211ZM18 203H20L19 201H18ZM35 203V202H34ZM34 203H31V205H33ZM37 203H39V201H36V206L38 207V205L40 204H38L37 205ZM46 203H48L47 201H46ZM51 203V202H50ZM50 203H48V204H50ZM71 203V202H70ZM71 203V204H72ZM82 203H79L80 204V206L82 205ZM87 203V204H86ZM99 204H101V206L103 205V206H105V208H107L108 207V205H105L103 202V204L102 203H100V201L98 202ZM121 203V202H120ZM152 203V202H151ZM163 203V202H162ZM171 203V202H170ZM173 203V202H172ZM178 203V202H177ZM240 203H242V202H240ZM5 204L7 205V202H5ZM15 204V203H14ZM21 204V203H20ZM59 204V203H58ZM75 204V203H74ZM78 204V205H79ZM97 204V203H96ZM108 204V203H107ZM154 204V203H153ZM175 204V203H174ZM197 204V203H196ZM2 205V204H1ZM4 205V204H3ZM18 205V204H17ZM27 206L28 205H30V204H26ZM43 205V204H42ZM62 205V204H61ZM66 205H68V204H66ZM84 205V206H85ZM90 204H88V206H89ZM93 205V207H95V208H99V207H101V206H94ZM111 204H109V206H110ZM115 205V204H114ZM129 205V204H128ZM131 205V204H130ZM141 205V204H140ZM150 205V204H149ZM166 205V204H165ZM178 206H179V204H177ZM176 205V206H177ZM190 205V204H189ZM192 205V204H191ZM213 205V204H212ZM219 205V204H218ZM229 205V204H228ZM228 205H227V207H228ZM237 205V204H236ZM250 205V204H249ZM15 206H16V204H15ZM18 206H21L22 207V205H18ZM71 206V205H70ZM77 206V205H76ZM102 206V207H103ZM173 206H175V205H173ZM182 206V205H181ZM196 206V205H195ZM238 206H239V204H238ZM246 206V205H245ZM263 206V205H262ZM261 206V207H262ZM5 207V206H4ZM3 207V208H4ZM24 207H26L25 205H24ZM35 207V206H34ZM36 207V208H37ZM43 207V206H42ZM42 207H40V208H42ZM55 207H57V206H55ZM64 207V206H63ZM78 207V206H77ZM91 207H92V205H90V210H92L93 212H94V210H93V208L91 209ZM116 207V206H115ZM169 207V206H168ZM259 207L260 206H258V209H259ZM2 208V207H1ZM39 208V207H38ZM37 208V209H38ZM51 208V207H50ZM86 208H88L87 206L85 207V209ZM110 209L112 208V206L111 207H109ZM109 208L107 209V213H108V210H109ZM114 208V207H113ZM117 208V207H116ZM119 208V207H118ZM152 208V207H151ZM220 209H221V207H219ZM233 208V207H232ZM237 208V207H236ZM240 208V207H239ZM244 208V207H243ZM254 208H255V206H254ZM8 209V208H7ZM27 209V208H26ZM28 209H29V207H28ZM64 209V208H63ZM74 209V211L76 210L77 211V209H75V208H73ZM85 209H83V212H84V210ZM101 209H104V208H101ZM155 209V208H154ZM165 209V208H164ZM195 209V208H194ZM218 209V208H217ZM223 209V208H222ZM228 209V211H230L229 210V208H227ZM251 209V206H250V208H249V211H252V210H250ZM30 210V209H29ZM36 210V209H35ZM39 210V209H38ZM62 210V209H61ZM60 210V211H61ZM98 210V209H97ZM123 210V209H122ZM174 210V209H173ZM178 210H180L179 208H178ZM200 210V209H199ZM225 210V209H224ZM255 210V209H254ZM11 211V210H10ZM30 211H32V210H30ZM42 211V210H41ZM104 211V210H103ZM103 211H100L101 213L103 212ZM111 211V210H110ZM110 211H109V213H110ZM146 211V210H145ZM226 211V210H225ZM234 211H235V209H234ZM262 211H264V209H262ZM34 212V211H33ZM36 212V211H35ZM81 212H82V210H81ZM81 212L79 211V213L81 214ZM97 212V211H96ZM105 212V211H104ZM115 212H116V209H115ZM114 212V213H115ZM172 212H174V211H172ZM181 212V211H180ZM246 212V211H245ZM40 213V212H39ZM77 213V212H76ZM75 213V214H76ZM86 213H89V212H86ZM124 213V212H123ZM175 213V212H174ZM179 212H177V213H175V215H177ZM247 213V212H246ZM253 213V212H252ZM251 213V214H252ZM255 213V212H254ZM259 214H260V212H258ZM264 213V212H263ZM262 213V214H263ZM16 214V213H15ZM36 214V213H35ZM55 214V213H54ZM66 214V211H65V213L63 214V215H65ZM83 214H85V213H82L81 215H82V222H85L86 220V222L84 223L85 224V226L86 227H84V229H86V230H89V229H87V227H88V225L87 224H89L88 222H92V223H94L92 220H94V221H96V216L95 215H93L94 217H95V219H94V217H93V219L92 218H90V215L88 216L89 218L88 219H86V217H87V215H86V217H84L83 216ZM92 214V213H91ZM93 214H95V213H93ZM113 214V213H112ZM218 214H220V212L218 213ZM225 214H227V213H225ZM225 214H224V216H225ZM248 214H250V212H248ZM250 214V218H251V215ZM258 214V215H259ZM52 215V214H51ZM50 215V216H51ZM63 215H61V214H59L58 216H62L63 217ZM108 215V214H107ZM199 215H201V214H199ZM236 215V214H235ZM10 216H12V214L10 215ZM22 216V215H21ZM103 216V215H102ZM109 216V215H108ZM108 216H107V219H108ZM114 216V215H113ZM220 216V215H219ZM237 216V215H236ZM261 216V218H263V216L262 215H260ZM62 217L60 218L61 220H63V221H65V223L67 222V219L66 218H68V217H70V215L69 216H67V214H66V217H65V219L63 218L62 219ZM79 217V216H78ZM140 217V216H139ZM148 217V216H147ZM156 217V216H155ZM175 217V216H174ZM222 217H223V215H222ZM238 217V216H237ZM254 217V216H253ZM256 217H257V215H256ZM8 218V217H7ZM48 218V217H47ZM80 218V217H79ZM78 218V219H79ZM86 220H85V219ZM102 218V217H101ZM104 218V217H103ZM111 218V217H110ZM117 218V217H116ZM162 218V217H161ZM225 218H226V216H225ZM236 218V217H235ZM246 218H247V220H248V217L246 216ZM246 218H243V220L244 221H246ZM29 219V218H28ZM50 219V218H49ZM55 219V218H54ZM58 219V218H57ZM72 219V218H71ZM71 219L69 220V222L71 221ZM83 219H84V221H83ZM90 219V221H88ZM92 219V220H91ZM132 219V218H131ZM150 219V218H149ZM155 219V218H154ZM154 219H153V221H154ZM201 219V218H200ZM204 218H202L201 220H199V221H202ZM206 219H207V217H206ZM218 219H219V217H218ZM223 219H224V217H223ZM222 219V220H223ZM237 219V218H236ZM241 219V218H240ZM30 220V219H29ZM97 220H98V218H97ZM156 220V219H155ZM224 220H227V219H224ZM233 220V218H231V221ZM242 220V219H241ZM242 220V221H243ZM257 220V218L256 219H254V221H256ZM57 221V220H56ZM62 221V222H63ZM81 221V220H80ZM103 221L104 220H102V222L101 223H103ZM107 221V220H106ZM152 221V222H153ZM163 221V220H162ZM195 221V220H194ZM198 221V222H199ZM209 221V220H208ZM208 221H206L205 219L202 221V223H204L205 225H206V223H207V225L209 226L210 225V223L208 224ZM213 221V220H212ZM220 219L218 220V223H219V225H220ZM234 221V220H233ZM241 221V222H242ZM68 222V223H69ZM75 222H76V225H77V221L75 220ZM75 222H73V223H75ZM79 222V221H78ZM90 222V223H91ZM97 222L98 221H96L95 223V226L97 225ZM211 222V221H210ZM214 222V221H213ZM225 222V221H224ZM227 222H228V220H227ZM239 222H240V220H239ZM246 222H249V221H246ZM256 222H262V221H256ZM255 222V223H256ZM67 223V224H68ZM115 223V222H114ZM124 223V222H123ZM161 223V222H160ZM163 223H167V221L165 222H163ZM201 223V222H200ZM199 223V224H200ZM217 223V224H218ZM236 223V222H235ZM254 223V224H255ZM62 224V223H61ZM80 225L79 226H82L81 225V223H79ZM83 224V223H82ZM149 224V223H148ZM153 224V223H152ZM221 224H223L222 223V221H221ZM226 224H228V223H226ZM233 224V223H232ZM246 224H248V226H249V228L247 229V230H245V229H243L242 227H244L243 226V223H242V227L240 226V227H238L237 229H239V228H241V230H242V232L241 233H243V235L245 236V232H247L248 230V232L249 233H247L246 234V236H249V237H247L246 238V236H245V238H242V236H240V238H239V240H241V239H244V240H242L241 242H240V244L238 243V242H236L237 240H238V238L236 239V237H235V239H236V241H235V239L233 238L234 236L232 235V231L235 229L236 231H237V233L239 232V230H237L236 228H230L231 227V224H229L230 226H227V225H225V228H224V230L222 229L224 226H221L222 228V230L220 229L219 230V233H218V231L217 230H214L213 231V229H212V231L213 232H215V231H217V232H215V233H213V235L212 236H214L215 237V234L217 233V235H221L223 238H219V239H223V241L225 240V242H224V244L225 245H223L224 247H225V253L228 255V256H231L233 259H234V261L236 262V264L238 263V264H264V223H262V230L261 229H259L258 230V227L257 226H259V224L260 223H258V225H257V223L255 224V225H253L251 222H249V223H246ZM64 225V224H63ZM135 225H136V223H135ZM165 225V224H164ZM204 225V226H205ZM235 225H241L240 223L238 224H235ZM60 226H62V225H60ZM73 227L74 225H72V224H70L69 225V228L70 227ZM90 226H91V224H90ZM93 226H94V224H93ZM117 226V225H116ZM138 226V225H137ZM208 226H207V228H208ZM39 227V226H38ZM37 227V228H38ZM78 227V226H77ZM76 227V228H77ZM127 227V226H126ZM136 227V226H135ZM168 227V226H167ZM212 227H213V225H212ZM227 227H229V228H227ZM233 227V226H232ZM260 227V228H261ZM65 228V227H64ZM68 228V227H67ZM69 228H68V230H69ZM75 227H73V230L75 231V229H74ZM82 228V227H81ZM92 228V227H91ZM96 228H98V230L100 229V227H99V225H98V227H96ZM103 228V227H102ZM152 228V227H151ZM158 228V227H157ZM61 229H62V227H61ZM168 229V228H167ZM82 230H83V228L82 229H80V230H76V231H81V233H82ZM85 230V232H87ZM94 230H96L95 229V227H94V229L92 228V231H94ZM109 230V229H108ZM117 230H118V228H117ZM159 230V229H158ZM161 230H162V228H161ZM164 230V229H163ZM210 230V228H208V231ZM49 231V230H48ZM56 231V230H55ZM127 231H128V229H127ZM134 231V230H133ZM151 231V230H150ZM171 231V230H170ZM206 231L208 234L211 232V231ZM100 232H102V229H101V231H96V232H94V233H96V234H98L99 235V233ZM148 232H149V229H148ZM163 232V231H162ZM162 232H161V234H162ZM167 232V231H166ZM169 232V231H168ZM220 232H222L223 233V235H225V239H224V236L220 233ZM235 232V231H234ZM55 233V232H54ZM93 233V234H94ZM103 233H104V231H103ZM108 233V232H107ZM110 233H112V232H110ZM230 233H231V235L233 236H230ZM60 234V233H59ZM75 234H76V232H75ZM86 234V233H85ZM83 235L84 236V238H85V236L86 235ZM92 234V235H93ZM112 234H114V233H112ZM133 234V233H132ZM146 234V233H145ZM153 234H155V237H156V232L155 233H153ZM153 234H151V235H153ZM159 234V233H158ZM158 234H157V236H158ZM161 234H159V235H161ZM207 234V235H208ZM212 234V233H211ZM88 235H90V233L88 234ZM122 235V234H121ZM148 236H150L149 234H147ZM163 235H165V233H163ZM162 235V236H163ZM203 235V234H202ZM81 236V235H80ZM101 237H102V234L100 235ZM100 236H98L99 238L98 239H100ZM129 236V235H128ZM167 236V235H166ZM170 236V235H169ZM205 236V235H204ZM19 237H21V236H19ZM26 237V236H25ZM61 237V236H60ZM82 237V236H81ZM90 237V236H89ZM145 237H146V235H145ZM154 237V238H155ZM165 237V236H164ZM163 237V238H164ZM209 237H211V235L209 236ZM208 237V238H209ZM216 237H220V236H216ZM22 238V237H21ZM28 238V237H27ZM77 238V237H76ZM93 238H94V235H93ZM97 237H95L94 239H92V240H90L91 238H89V240L87 239V237H86V240H87V242H88V244H87V242H85V244L86 245H84V242H83V248H84V246H85V248L87 249L88 247H91L90 245H91V243H92V248H90V250L92 251L93 250V252H96V253H93V254H98V252H99V249L101 250V248H99L98 249V252L96 251L97 250V248L98 247H95L96 246V244H95V246H94V244H93V240H94V242H95V239H96ZM103 238V237H102ZM117 238H118V236H117ZM162 238V237H161ZM203 238V237H202ZM206 238V237H205ZM23 239V238H22ZM83 239V238H82ZM151 239V238H150ZM207 239V238H206ZM27 240V239H26ZM97 240V239H96ZM147 240L148 241H150L149 239H148V237H147ZM146 240V241H147ZM169 240V239H168ZM167 240V241H168ZM172 240V239H171ZM178 240V239H177ZM207 240H209V239H207ZM73 241H75V239L73 240ZM82 241H85V240H82ZM92 241V242H91ZM99 240H97V242H98ZM112 241V240H111ZM134 241V240H133ZM136 241V240H135ZM158 241V240H157ZM223 241L221 242V243H223ZM21 242V244L24 242V241H20ZM19 242V243H20ZM79 242V241H78ZM91 242V243H90ZM100 242V241H99ZM102 242V243H101ZM100 242V245L101 244H103V245H105L104 243H105V241H104V243H103V241H101ZM121 242V241H120ZM124 242V241H123ZM123 242H121V243H123ZM131 242V241H130ZM151 242V241H150ZM150 242H146L147 244H144L145 245V247H146V251H144L145 253H143L142 252V248H140V252H142V255H143V257L141 256V259H143L142 260V263L143 264H174V262H176V261H178V259H179V257H178V259L176 258V261L175 260H172L171 258V251L168 249V248H161V251H160V253H158L159 251V249L158 250H153V249H151V247H152V243L150 244ZM160 242V241H159ZM204 242V241H203ZM202 242V243H203ZM66 243V242H65ZM81 243V242H80ZM89 243H90V245H89ZM120 243V244H121ZM125 243V242H124ZM136 243V242H135ZM156 243H158V242H155V244ZM168 243V242H167ZM205 243V242H204ZM61 244H63V243H61ZM127 244V243H126ZM130 244V243H129ZM131 244H132V242H131ZM130 244V245H131ZM171 244V243H170ZM206 244H207V241H206ZM208 244H209V241H208ZM207 244V245H208ZM218 244V243H217ZM89 245V246H88ZM100 245H98L99 247H100ZM122 245H124V244H122ZM160 245V244H159ZM159 245H157V247L159 246ZM161 245H162V243H161ZM207 245L205 246L204 245V247H207ZM212 245V244H211ZM210 245V246H211ZM1 246H2V244H1ZM1 246H0V249H1ZM10 246V245H9ZM87 246V247H86ZM115 246V245H114ZM127 246V245H126ZM135 246V245H134ZM164 246V245H163ZM168 246V245H167ZM203 246V245H202ZM214 246L215 245H213V249H214ZM220 246L222 247V245L220 244ZM219 246V247H220ZM93 247H95L96 249H94ZM101 247H102V245H101ZM109 247V246H108ZM116 247H117V245H116ZM120 247H122V246H120ZM8 248V247H7ZM11 248V247H10ZM9 248V249H10ZM112 248V247H111ZM111 248H110V251H111ZM5 249V248H4ZM86 249H84V250H86ZM121 249V248H120ZM135 249V248H134ZM222 249V248H221ZM220 249V250H221ZM2 250V249H1ZM89 248H88V251H85V252H87L88 254H89ZM106 250V249H105ZM115 250V249H114ZM144 250H145V248H144ZM41 251V250H40ZM43 251V250H42ZM90 251V252H91ZM103 251H104V249H103ZM108 251V250H107ZM113 251V250H112ZM158 251V252H157ZM176 251V250H175ZM212 251V250H211ZM214 251V250H213ZM217 251V250H216ZM216 251H214L215 253H216ZM221 251H223V249L221 250ZM220 251V252H221ZM14 252V251H13ZM113 252H115V251H113ZM117 252V251H116ZM123 252H124V250H123ZM122 252V253H123ZM213 252V253H214ZM3 253V252H2ZM7 253V252H6ZM48 253V252H47ZM99 253H101V252H99ZM112 253V252H111ZM125 253H126V251H125ZM156 253H158V254H156ZM222 253V252H221ZM85 254L86 253H84L83 252V255L85 256ZM91 254H92V252H91ZM103 254L104 255H102L101 254V258H102V260H103V256H107V255H109V253L108 254H105L104 252H103ZM120 254V253H119ZM141 254V253H140ZM8 255V254H7ZM15 255V254H14ZM111 255V257L112 256H114L113 254H110ZM109 255V256H110ZM116 256H115V259L116 260H118V257H117V254H115ZM121 255V254H120ZM176 255L177 254H175V257H176ZM222 255V254H221ZM2 256V255H1ZM52 256V255H51ZM51 256H49V257H51ZM84 256H82L81 255V257L83 258ZM88 256V255H87ZM87 256H85V258H84V260L86 259V257ZM96 256V255H95ZM94 255H93V257H95ZM109 256H107L106 257V260H108L109 261V259H107V258H110ZM123 255H121V257H122ZM125 257H126V255H124ZM218 256V255H217ZM54 257V256H53ZM64 257V256H63ZM67 257V256H66ZM69 257H70V255H69ZM73 257H74V255H73ZM121 257H119V261L120 260H122L121 259ZM128 257V256H127ZM183 257V256H182ZM16 258V257H15ZM23 258V257H22ZM81 258V262H83L84 260ZM101 258H98V260L100 259L101 260ZM114 258V257H113ZM123 258V257H122ZM67 259V258H66ZM66 259H65V261H66ZM70 258H68L67 260H69ZM88 260L90 259V256L87 258ZM105 259V258H104ZM175 259V258H174ZM191 259V258H190ZM11 260V259H10ZM13 260V259H12ZM24 260V259H23ZM83 260V261H82ZM87 260V262L89 263V261ZM91 260H93L92 258L90 259V262H91ZM96 260V257L94 258V261H92V263H94V264H96V262H100V261H95ZM111 260H113V259H110V261H109V263L110 262H112V264H114V263H116L114 260L113 261H111ZM125 260V259H124ZM123 260V261H124ZM222 260V259H221ZM6 261V260H5ZM17 261V260H16ZM72 261H73V258H72ZM108 261H105L106 262V264L108 263ZM174 261V262H173ZM179 261H182V260H179ZM179 261L178 262H176L177 264L179 263ZM203 261V260H202ZM3 262V261H2ZM8 262H10V261H8ZM12 262V261H11ZM25 262V261H24ZM24 262H22V263H24ZM67 262H70V260L69 261H67ZM103 262H104V260H103ZM102 262V263H103ZM105 262H104V264H105ZM125 262V261H124ZM215 262H217V261H214V263L213 264H215ZM15 263V262H14ZM54 263V262H53ZM85 263V262H84ZM87 263V264H88ZM91 263V264H92ZM108 263V264H109ZM118 263V262H117ZM119 263H121V262H119ZM118 263V264H119ZM186 263V262H185ZM223 262H221V264H222ZM228 263V262H227ZM226 263V264H227ZM21 264V263H20ZM86 264V263H85ZM98 264V263H97ZM100 264H101V262H100ZM111 264V263H110ZM122 264V263H121ZM126 264H128V262L126 263ZM133 264V263H132ZM184 264V263H183ZM217 264V263H216ZM220 264V263H219ZM229 264V263H228ZM231 264H233V263H231Z\"/></svg>","mask_w":264,"mask_h":264}]
</instances>
